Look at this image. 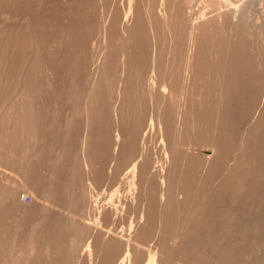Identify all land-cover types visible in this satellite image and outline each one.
<instances>
[{
  "label": "bare ground",
  "instance_id": "bare-ground-1",
  "mask_svg": "<svg viewBox=\"0 0 264 264\" xmlns=\"http://www.w3.org/2000/svg\"><path fill=\"white\" fill-rule=\"evenodd\" d=\"M42 1L43 0H0V85L1 86L3 85L2 87L9 86L8 89L10 88V91H12V94H13V95L12 94L10 95L9 93H11V92L10 91L8 92V89L6 88L4 91L7 94H9V96H13V97H11L13 99L10 98L12 100L11 105H10V103H8L9 101H11L10 99H7V98H9L8 95H7L6 99L9 100V101H7V103L10 106H8V104L6 103V101H5L6 99L1 100L3 102L5 101L4 103L7 104L6 108L3 106L5 109L4 108L2 109V107H1L2 104L4 105V103L2 102V104H0L1 105L0 110L3 112L2 115L0 114V117L2 116V120L0 118V120H1V122H0V165L5 168V169H3V167L0 166V168L2 169V170L0 169V177H1V180H0V184H1L0 196H1V193L4 194L3 198L0 197V199H2V200H0V260H1V258H4L3 260L6 262L5 264H17V263L18 264H229L233 259H235L234 261H238V260H236V258H238V257L240 258V257L246 255L245 253H247V251L250 250L249 246L251 247V249L253 246V245L252 246L248 245L246 243L249 240H250V242H253L251 240L252 237L251 236H250L251 238L249 237V233H251V234L252 233H256V234L259 233L260 234V231L262 230V227L264 226V211H263L264 210V87H263V84L261 83L264 80V10L259 8L260 6L258 7V0H239V2H243V9H241L242 12L237 11V12H239L238 14L240 15V16H238L239 19L238 18L235 19V17L232 15L234 17L233 19L231 18L232 16L230 17L232 20L225 17V12L227 10L226 11L222 10L223 9L222 3L224 0H159L158 5L154 7V8H156L155 10L157 12L152 13L151 14L152 16L147 12L149 14L148 17L151 16L148 20V21H151L150 22L151 24H152L151 18H154L153 15L158 13V16L160 17L161 20L158 19L159 18L158 16H157L158 18H156V16H155L154 19H158V20H160V22L167 24L164 27L165 28L167 27V30L169 31L170 35L176 34V37H177V35H179L180 37H181V35L182 36L184 35L183 37H185V41L183 40V42H185V45H184L185 48L184 49L186 50L185 55H183V56H185V59H184L185 63H184V67L182 69V75L179 74L180 76H178V74H177L178 78L180 79V83L182 84L180 86H183V88L181 87L182 91L179 92V94H176L174 92V91H176L174 88L177 87L179 84L176 82L178 85L177 86L175 85V87L173 88V84H176L173 81H177L176 80L177 76H175L176 74L174 73V70H173L174 67L173 68L171 67V65L173 66V64H175L177 62L172 63V61H171L172 64L170 65V68H172V70L169 68L166 71L167 73H164L163 71L166 69H163L162 66H164L165 64L161 65L159 63V60H158V59L163 60V58L161 57L162 54L160 57H158V55H160V54H158L156 51L152 52V50H151L149 56H152V57H150V59H149L148 55L146 56L147 57L146 59L151 60V61L149 62L150 65H149L148 61L146 62L147 63L146 65L144 64V68L147 65L149 66L148 68H150L148 71L149 72L148 76L147 77L144 76V78L146 77L145 80H144V78H142L144 81L140 80L139 78H141V77H139V76H138L139 78L136 76L138 78V80L136 79L135 76H134L135 77L134 78L132 75H130V76L133 78H130V76L123 77V75H127L128 70H126V69L131 67V65L134 66V63L135 64L140 63L144 60V58H145L144 55H146V53H145L146 49L149 47V45H148V47H147V45H145L146 43L144 40H146L149 37L148 36L149 33L147 35L145 33H143L144 35L148 36L147 38H144V37L141 38L143 35H141V34L139 35V34L134 33L136 36L137 35L141 36V37L137 36L139 38V40L141 39L140 41H144V43H142V42L141 43H142V45L144 44L146 46L145 51H143L145 54H143V52L140 51L139 48L142 45H141V43H138L139 42L138 40H137L138 42L136 41L135 44L137 43L136 44L137 46L139 44L141 46L138 48L139 50L136 49L138 51L133 50L134 48H137V46L134 47V46L130 45L129 42L131 43V42L135 41L133 39L136 36L133 35V32L137 31L138 33H142V30L140 29V27H144L143 25H141L142 23L140 22V20L143 18V16L140 15V14H142V12L139 11L140 12L139 16H142V18L141 19L139 18V21H138L141 23V24L139 23V29L136 28V31L132 32V30H133L132 23L136 19H134L131 22V24H130L131 27H129L128 22L131 21V19H132V10H131L132 9V5H131L132 3H131V0H128V2L127 1L124 2V0H123L124 3H127L125 5V8H124V5L120 3V5H121L120 7L124 8L123 11L120 10L121 8L117 4V2H116V4L114 3L116 5V11L118 10V8H117V5H118V7L120 8L118 10V12H120V11L123 12V14L121 13V15L123 17V21L125 20L124 18H126L125 24L122 21V23L120 24V27H119L121 30L122 36L127 37L125 39L122 38L123 39L122 43L124 40L126 41V43L124 41V45L122 46V49H125V48L132 46V48L134 47L132 49V51H134V52H132L131 50H128V52H126L127 50L126 51L124 50L125 52L122 53V50H120V48H118L120 46V43L116 39V41L118 42L117 44L119 45L118 46L115 44L116 42L113 41L114 35H113V39H112L113 42H111V40L106 39V38H104V40H103L104 42H106L108 40V42L110 41L109 43H112V44L114 43L115 47L118 46V47H116V49H119L118 50L119 52L121 51L122 54H120V55H121V58H122V56L124 57V58H122L124 60V62L122 61V59L120 60V57H119L120 55L117 56V59L119 58V60L121 62H123L124 65H122V64L121 65L123 66V68H125L124 70H126V73L122 75L123 79H120L119 82H117L119 84L118 91L117 92L115 91L116 85L114 88V91L116 92V96H118L117 99H116V96L113 94L115 92L113 91V93H112V95H114V97L116 99V102L114 101V103H112V104H115V105H113L114 106L113 112L116 113V117H117L118 115L122 114V113L119 114L120 111L126 110V105H127V109L130 110L129 107L131 105H134L135 101H137V99L139 97H142V99H143L145 96V93L148 90H150V92H152L154 97L151 94H150V96L154 100H157L160 97L157 102L154 100L153 101L151 100L153 104H154V102H155V105L158 104L157 109H154L155 108V105H154V107H153V109H151V111L147 107H145L146 106L145 103L143 104V102H145V101H143L145 98L141 101L139 100L140 99L139 98L137 101L138 103H139V101L140 102L143 101L141 104H143V106L145 105L144 107L150 111L149 112L150 114H149L148 111L144 107L140 108L141 110H143L142 112H144V111L147 112L149 114V116L146 117L145 115L147 113L145 114V112H144V115H141L143 117L145 116L148 119L147 126H146V124L141 123V125H140L138 123L139 126H145V129H143L142 127L140 129H143L146 132V133H142V135H141L143 137L140 138L139 143H141V144H140L139 148H138V146L137 147L135 146L137 143L135 140H133L134 138H132L131 134L133 132L132 131H131L132 133L130 132L131 127L133 130V127H134L133 125L136 122V121H134V119L131 120L134 123H131L133 125L130 126V130H129V128L125 127V125L128 126L127 124H129L127 122H124V123L121 122V123H123V125L122 124L119 126L116 125L117 128L115 125H112L113 127L110 126L112 128V130L114 127H115L114 129H116V131L114 130L115 131V133H114L115 139H113L111 137L112 135L111 136L108 135L109 137H111V139H113L112 143H114V142L115 143L113 144V147L112 146L110 147V148H112V151H110V152L107 151V152L110 154L112 152V154H111V160L112 161L111 162L113 163V165L116 163V168L114 167L116 170L121 169V168L117 169V167L120 166L121 161H122V164L125 163V165L123 164L124 168L121 165L123 168L122 170L123 171L126 170L123 175L125 176V174H126L127 175L126 177L129 178V181L131 184L130 186H131V190H132L131 198H127L125 200L124 199L125 196L122 195L124 197L122 199L125 200L124 203H126L127 200H130L132 202V205H134V207L138 206L137 209L139 208L138 212H137L138 213L137 220H134V222H133L134 218L132 217L133 219H132L131 227L128 228L127 230L117 229V227H114V225L110 226L108 224L111 221H108V222L106 221V219L107 220H108V218L110 219V217H111L110 213H114L115 211L114 212H111V211L108 212L109 216H110V217H108V214L104 213L103 210L98 209V207H96L95 204L93 206V209L89 210L87 207L89 206V204L93 203V202L90 203V200H93V199H90L89 202L83 201V196L85 195V193L87 194V192H84V191L82 192V190H81L80 194L72 195V194H74L72 190L75 188V186L73 187V189H69V188H72V186H73L72 184H70L71 181H74L71 179V178H73V175H74V174L72 175L73 172L71 174H68V172H67V174L71 177L70 178L71 181L68 179V181L66 180L65 184H63L62 179L60 181L61 177H59V175H57L55 167L52 166V169H50L49 163H52V162L48 161L46 167L44 166V170L46 168L45 171L47 172V175L44 174V176H46V177L48 176L47 177L48 179L46 181V186L43 183V185L45 187L43 188V186H42V189H40L39 192H37V190H36V188L41 186V183L39 185L38 182L41 180L42 176H39L40 178L38 177L40 180L37 178L39 180L37 182V179H35L36 175H34L33 173L38 171L39 167H37V170H35L36 167L33 166L35 168L34 169L32 166H30L32 161H28L26 159V157H28V156L33 157L32 155L35 153H38L39 155L42 156V154H40L38 151L34 153L33 152L35 150L34 148H33L34 150H31L33 152V154H31L32 152L30 151V149H32V148H30V145L32 146L35 143V141L37 142V140L40 142L41 138L38 139L40 136L43 139L45 137V136L43 137V135H45L44 131L46 132V130L43 131L44 128H42V126H40V125L42 124L43 119L41 120V118H43V116H44L43 114H45L44 112L47 111L46 113H48L49 109L52 110L49 107V103H51L50 106H53V111L55 112L54 113L53 111H50V113L52 112L54 114V116L55 115L57 116L58 114L62 113L61 116L59 115L62 118L65 115V113L63 111L66 108H68L70 105L68 103L66 104L64 102L66 100H64V98H63L64 97L63 96V89H64L63 86L64 87L69 86V85H65V83L63 85V75H64V69H66V70L68 69L66 67L64 68V65L66 64V62H64V60H67V58H71V56L73 55L71 52H69V47H70L69 45H68L69 47L64 46L65 50L62 47L63 39L65 36V34H64L65 30L64 29H67V27L66 28L64 27L65 25L61 19V16L59 15L60 13L58 14L57 10L60 7V5L62 8L64 5L60 4L59 0H55L56 2H58L60 4V5L58 4L59 7L58 6L56 7L57 4L55 5L56 2H53L54 1L53 0L52 2L54 3L55 8H57V10L55 9L54 13H52L53 12L52 7L54 5H52V7H50V8H52V11L47 5L49 13L48 12H46V13H48V14L52 13V15L50 16L51 18L49 17L50 20L48 18H46V19H48V21L47 20L45 21V19L43 20L44 15L42 13V12L45 13V11H43L42 7H40V6L45 5L46 3L42 2ZM77 1L78 0H76V1L73 0L70 3V0H69V3L67 1L64 4H65V6H69V4H72L75 2H76V4H78L79 2L77 3ZM81 1L82 0H80V3H81ZM84 1L85 0H83V2ZM99 1L100 0H98V1H94V0L92 1L91 0V1H89V3L87 1L85 3L89 4V6H91L92 2L93 3L96 2V3H94L95 5H92L91 7H89L87 5L89 7V10H91V9L93 10V9H97V7L93 8V6H96V4L99 3ZM106 1H108V0H106ZM148 1H151V0H148ZM63 2H65V1L63 0ZM63 2H61V3H63ZM90 2H91V4H90ZM151 2H149V3H151ZM227 2H228V0H227ZM33 3H34V6H33ZM48 3H49V0H48ZM51 3H49V4L51 5ZM101 3H102V1H101ZM107 3L106 4L108 5V9H109V7H111L109 4L110 3L112 4V2L108 1ZM146 3H147V1H146ZM261 3H263V2H261ZM66 4H68V5H66ZM79 4L77 6L78 9H76L78 13H79L78 10H80ZM106 4L104 3V5H106ZM72 5H73V8H74V6H76L74 4H72ZM107 5H106V7H107ZM142 5L146 6L148 4H146V5L142 4ZM152 5L154 6V4H152ZM65 6H64V8L66 9ZM149 6H150L149 8L151 9V5H149ZM43 7H46V6H43ZM61 7L59 8V12L64 11V18H65V16H68V15H67V13H65L66 12L65 9L60 10ZM81 7L82 8L80 11L82 13V11H84V8H86V7H84V8H83V6H81ZM100 7L98 6V9ZM73 8H71V9H73ZM104 8H105V6H104ZM114 8H115V6H114ZM114 8L113 9L110 8L111 11L113 10L112 12L115 11ZM146 8H148V7H146ZM146 8H145V10H147ZM154 8H153V10H154ZM44 9H46V8H44ZM74 10H75V8H74ZM74 10H72L74 16H76V14L78 15V13H76V11L74 13ZM87 10H86V12H87ZM89 10H88V13H89ZM92 10H91V12H92ZM105 10H106V12H104V14L106 13V15H104V17L101 15V13L99 11L98 12H97V10L96 11L94 10V11L98 14L100 13L101 17H103V18H105V16H106L107 20L104 23L103 34L108 35V33H110V29L108 28V26L112 25V23H111L112 17H110V15H111L110 13L107 14V8H105L104 11ZM145 10H141V11L144 12ZM70 11L71 10H69V12ZM69 12H68V14H69ZM86 12L83 13V15L86 14ZM91 12H90V14H91ZM95 12H93V13H95ZM118 12L117 13L114 12V13L118 14ZM150 12H152V11H150ZM228 12L230 13V11H228ZM93 13H92V15H93ZM257 14L260 17H257ZM92 15H90V16H92ZM100 15H95V16L98 17L100 20V17H99ZM230 15H231V13H230ZM250 15L253 16V18H255V16H256V19H255L256 21H257V18L260 19L258 23L255 22V25H256V23L258 25H257V27L254 28V30L252 29V27L254 25L251 27L252 30L249 29V27L251 25H249V27L247 25H243L244 24L243 21L245 22V20H247V17H249V19H250V17H251ZM78 16L81 17L82 14L81 15L79 14ZM86 16H88V17H85L87 19L95 17L94 15L92 17H89V15H87V14H86ZM108 16L110 18V21H108V19H109ZM139 16H137V18ZM145 16H146V14H145ZM145 16H144V18H145ZM45 17H47L46 14H45ZM69 17H70V15H69ZM119 17L116 16L114 18L118 19ZM148 17H147V19H148ZM83 18H84V16H83ZM144 18L142 21H144ZM66 19H68V17ZM76 20H78V18H76ZM103 20H100V21H103ZM251 20H253V19H251ZM66 21H68V23H69L70 18H69V20H66ZM80 21L81 20L79 19L78 22H80ZM148 21H145L146 26L150 25V23ZM8 22H11V23L8 25ZM46 22L47 23L49 22L48 26H47ZM89 22H91V24H93L95 21H93V22L89 21ZM89 22H86V24H84V25L88 26ZM110 23H111V25H109ZM145 23H143V24H145ZM249 23H250V21H249ZM15 24H17V26H15ZM134 24L135 23H133V25ZM69 25H72V24H69ZM77 25H78V23H77ZM82 25L80 24V27ZM94 25H96V24H94ZM156 25L157 24H155L154 26H156ZM86 26H83L81 28H84ZM112 26H114L113 29L115 30L116 23ZM112 26L110 27L111 29H112ZM154 26L149 27V29H152V27H154ZM245 26H247L248 28ZM47 27L48 28L50 27V29L48 30ZM81 28L79 29V31L76 29L77 33L78 32H80V34L82 33ZM98 28H101V27L98 26ZM144 28L147 29L146 31L148 32L149 29L147 27H144ZM246 28H247V30H246ZM51 29H52V32L50 31ZM134 29H135V27H134ZM145 29H143V30H145ZM153 29H154V33L157 35L161 30V25H160V30L158 29V27H156V29L155 28H153ZM46 30L48 33H46ZM68 30H69V33L72 34V32H74L73 30H75V29H72L70 27V28H68ZM76 30L74 33H76ZM84 30L87 31L86 29H84ZM89 30H91V29H89ZM114 30H112V31L114 32ZM130 30H131V32H130ZM167 30H166L165 35L167 34ZM92 31H94V30H92ZM92 31L90 34L95 33V32L92 33ZM97 31H99V30H97ZM149 31H152V30H149ZM161 31L164 32V30H161ZM66 32H67V30H66ZM87 32H89V31H87ZM227 32L232 33V35L233 34L238 35L239 39L233 40L232 36H231L232 38L229 37L230 39L227 37H224V36H226L225 33H227ZM83 33H84V31H83ZM160 33H159V35H161ZM245 33L246 34L250 33V36H253L254 34H256L254 36H256L257 38H255V40H251L252 41L251 42L252 44L250 45L251 47L255 46L258 41L260 42V44L259 43L258 44L263 46V47L259 48L258 45H256L257 47H253L254 50L250 51L252 48H250V46L247 47L246 41L250 42L249 39H253V38L248 39V37L246 36L245 39H248V40H245L243 37V35ZM68 34L66 35L67 36L66 38L69 37ZM100 34L102 36L101 32H100ZM86 35L87 34H85V36H83V37L85 38ZM159 35L156 36L157 39H158ZM89 36H87L85 39H89L90 38ZM91 36L93 37V35H91ZM131 36H133V37L135 36V37L131 39ZM161 36L159 38L160 42L162 43L161 38L163 37L165 39V42L163 41V43L167 44L166 43L167 38L165 36H162V37ZM73 37H69L70 39L72 38L71 40H69L70 44H71V42L73 43ZM116 37H117V35H116ZM183 37H181V38H183ZM81 38H82V36H81ZM107 38H109V36ZM169 38H171V37H169ZM174 38H175V36H174ZM234 38L236 39L235 36H234ZM78 39H80V38H78ZM118 40H119V38H118ZM147 40H146V42H148ZM169 40L170 39H168V43L171 41V40L170 41ZM175 40L177 41L178 39H175ZM175 40H174V42H175ZM66 41H67V39H66ZM66 41H65V43H66ZM76 41L79 43V41H84V40L80 39V40H76ZM76 41L74 43H77ZM100 41H102V40H100ZM155 41H156V39L154 41H152V43L153 42L155 43L156 48H158V50L160 48H162L160 51L164 50L165 48H167L170 45V43L168 46L162 45V46H165V48H164L161 46V43H160L159 46H161V47H159ZM158 41H157V43H158ZM84 42L86 44V42H88V41L86 40ZM108 42L104 43L103 45L101 43H100L101 45L98 44V45H100L99 49L95 48L96 50H98V53H95L97 55V57H96V55H94L96 57V59H95L96 64L93 62L94 59L92 60L90 58L92 60V63H94L95 67H96V68L93 67L95 70L92 69V72H90L92 75L95 74L94 78L92 79V82H91V80L89 82H88V80L86 81V79H89V78L85 77L83 75L84 72L81 73L85 78V80L83 78V81H84L83 83H86V82L90 83L91 82V84L87 83L88 86L86 85L87 88H86L85 93L82 92L83 90H81V88L78 87V85L80 83L79 84L77 83V85H76L77 88L80 89V90L77 89V92L81 91L80 93L81 94L83 93V94L82 95L80 93H78V95L75 94L78 98L75 97V95H72L73 94L72 91L70 93V89H67V90H69V93H70V94L69 93L68 94L70 96L72 95L71 98L74 96V101H76L79 98H80L79 100L84 99L83 101H81L82 102L81 105H78L79 106L78 109L76 108V107H78L76 105V107H75L76 110L74 108L75 112L73 110H71L74 112L75 116L77 115L76 111L80 110V113L78 112L79 114L76 116L75 120H77L79 117L82 118V116L84 115V118H82V120L85 119V125H86V127H85L86 130L83 128V125L81 124L82 125L81 126L82 127L81 128L82 133L80 132L81 129H79V130H77V133H78V131H79V133L74 134V135H79L81 133V136L84 134V137H83L84 140L82 139L83 143H81L82 144V148H81L82 151L80 149H78L79 145L81 147L80 143L76 147L78 149L77 152L79 151V153H78L79 155L77 154L78 158L81 157L80 152H81V154H83V152H84L83 158L85 156H86L85 158H87V155H85V154L89 153L88 152L89 150H90V152H93L98 147L99 148L102 147L101 148L102 150H103V147H105L104 144L106 141L105 140L106 136L104 134H106L107 132L104 130H106L107 128H104L106 126H103V130H102L101 129L102 126L99 125V123H100L99 120H101L99 118L102 117V116H100V113H102L101 112L103 110L102 107H104L105 105H101L99 99H100V96L102 94L101 90L104 89V91L106 92L105 87L108 88L109 81H112L113 79L117 81L119 79L118 78L119 73L117 74V72H118L117 70H119V66H120V61L118 62L119 63L118 64V63H116V60L113 59V58H115L114 55H118L119 52L115 49L114 53H113V51L110 53V51H111L110 48L113 49L111 44H110L109 50L107 51V49L109 47V45L107 44ZM82 44H84V43H82ZM93 44H95V42ZM147 44H149V43H147ZM172 44H173V40H172ZM78 45H80V44H78ZM78 45H76V46H78ZM128 45H130V46H128ZM174 45H175V43L171 46V48H173ZM72 46H73L71 48V49H73L72 52L74 50H76L75 52H77V50L80 49V47H81L80 46L78 49H74L73 44H72ZM76 46H75V48H77ZM151 46L152 45H150L149 49H151ZM180 46L182 47V45H180ZM88 47H90V46H88ZM181 47H179V48L177 47V48L180 49ZM66 48L68 49L67 52H66ZM92 48H90V51H92L91 50ZM141 48L143 49L145 47L142 46ZM177 48H175V49H177ZM71 49H70V51H71ZM95 49H94V51L96 52ZM129 49H131V47ZM167 49H165V51ZM169 49H170V47H169ZM63 50H64V52H63ZM180 50L182 51V49H180ZM79 51H81V50H79ZM85 51H87V50L85 49ZM90 51L88 48L89 53H90ZM115 51H117L118 53L116 52L117 53L116 54ZM129 51H131V52H129ZM139 51L141 52V53H139L141 56L136 53ZM149 51L147 53H149ZM68 52H69V55L71 53V56L64 59V54L67 53L66 54V56H67ZM164 52H162V53L164 54ZM213 52L215 54H218V56L220 55V56L227 57V58L230 56L229 57L230 59H231V57L234 56V58H235V61H234L235 64L234 63L233 64L236 65V68L234 69L233 67H231V68H233L232 70L227 69L226 74L225 75L223 74V77L224 76L225 77L223 78V77H221L222 75L220 76L221 81L217 78L218 76L216 73L220 72V70H218L217 66H216L217 69H214V66H213L212 68H207L205 70H202L198 67L199 65L202 66V67L200 66L201 68H203V65L205 67H207V66L209 67L213 64L218 65L217 61H219V60H216V57H214L216 61L210 60L208 57V56H210V53H213ZM112 53H113V55H112ZM166 53H168V52L166 51ZM183 53L184 52L179 51L180 55ZM79 54H80V52H79ZM81 54H83V53H81ZM83 55H86V53ZM87 55H89V54L87 53ZM87 55H86V57H87ZM137 55L139 56V58L141 57L143 59L139 60V58L137 57L139 61L133 62V57L137 56ZM77 56L82 57L81 55H78V52H77ZM77 56H75V57H77ZM111 56H114V57H111ZM165 56L163 55V57H165ZM170 56H172L171 52H170ZM72 57H74V56H72ZM219 57H218V59H219ZM83 58H85V56H83ZM87 58H89V57H87ZM87 58H86V60H87ZM76 59L77 58H74V60H76ZM90 59H88V60L90 61ZM112 59H113V61H112ZM134 59H136V58H134ZM146 59L144 60L143 63H145ZM70 60L74 61L72 58ZM162 60H160V61H162ZM166 60H163V62H166ZM170 60H172V59H170ZM224 60L227 63V59H224ZM71 61H69V59H68L69 64L70 65L72 64V67H74V70H77L78 73L80 71L81 72L84 71L83 69H85V68L88 69V66H90V67L94 66L93 64L91 65V62H85L87 65L89 63L90 64L88 66L84 64L85 65V68H84V66H82V65H83L85 60L81 61V58H80V61L83 62V63H81L82 64L81 66L83 68L81 69V66L78 65V66H80L79 67L80 70H78V66L75 69V67H76L75 65L80 64L79 60L78 61L76 60V62H77L76 64H75V62H73L74 64L70 63ZM111 61L115 64H112ZM179 61H180V59H179ZM111 64L114 66V68H112L113 66L111 67ZM233 64H231V65L233 66ZM67 65H68V63H67ZM107 65H108V68L106 69L105 67ZM138 65L139 66L141 65V68L143 66L142 64H138ZM252 65L258 66L259 69H256L254 72H249L250 66H252ZM115 66H117V69L115 72L116 74L113 73ZM122 66H120V67H122ZM124 66H127V67H124ZM158 66H159V68H158ZM160 66H161V71H162L161 73L159 72ZM167 66H166V68H167ZM109 67L111 69H113L112 70L113 74L111 73L110 75H114V74L117 75V76L114 75L113 76L114 78L112 76L109 77L110 75H108L106 73V70H107V72H109L108 69L111 72V69ZM134 67H133V69L131 67L130 70L131 71L134 70ZM176 67H179V65ZM69 68L72 69L71 67H69ZM123 68H121V70H123ZM138 68H140V67H138ZM146 68H145L144 72H146L148 70ZM164 68H165V66H164ZM93 70L95 71V73L93 72ZM141 70H143V68ZM175 70H176V73L177 72L180 73V71L179 70L177 71L176 68H175ZM69 71H65L66 75L68 72L70 73V74L68 73V77L71 76V74H73L74 77L76 74H78L77 71H75L76 74H74L73 69L69 70ZM72 71H73V73H72ZM88 71H89V69H88ZM88 71L86 70V72H88ZM90 71H91V68H90ZM139 71H140V69L138 71L136 70L134 72H139ZM86 72H85V74H86ZM144 72L142 71V73H141V71H140L142 76H143V74L145 75ZM120 73L122 74V72H120ZM250 73H253V74H250ZM128 74H130V73H128ZM134 74H136V73H134ZM78 75H76V76H78ZM72 76L70 78H73L76 82L79 79H81L78 77L79 79L76 80ZM91 77H93V76H91ZM116 77L118 79H115ZM70 78H68V81L72 80ZM108 78H109V81H108ZM110 78H113V79H110ZM179 79H178V81H179ZM68 81L66 80V83ZM80 81H82V80H80ZM72 82L73 81H71L70 83H72ZM133 83L134 84L139 83L141 85H142V83H146V85L148 86V89L145 88L146 86L145 87L143 86V88H140L141 92H142V90L147 89V91L144 90V91H146L145 93H142L144 96L141 95V93L136 92L139 89H136L135 87L137 86V88H139L140 85H139V87H138V84H136V86H134ZM74 84H76V83H74ZM111 84H109V85L111 86ZM118 84H117V87H118ZM260 85H262V87H263L262 90L258 89ZM71 86H72L71 88L73 89V85H71ZM81 86H84V84ZM132 87L136 90L135 92L138 95L140 94L141 96L135 95L136 93L134 95H131L132 93H130V94L127 93L130 88L133 89ZM111 88L113 90L112 86H111ZM224 88H226V91L222 92V90ZM231 88H234V91H233L234 93H235V89H236V95L239 96L238 99H240V96L244 97L243 101H241V103H243V104H241V105L243 106L242 110H244V112H246V113H244L242 110L240 112H243L244 114H249V116H246L247 118L249 117L248 121L245 122V123H247L246 127L244 126V128L242 129L244 131H242V133L239 132L240 137H239V139H237V141L232 140L233 139L232 134H234L235 130H236L235 128H234L235 130H232L233 125H234V123H233L234 120L232 121L233 124H230V121H231L230 118L234 114V111L232 113L233 106L231 105V104H233V102L230 100L221 99V96H229L231 94V91H230ZM260 88H261V86H260ZM0 89H1L0 91L3 92L2 88H0ZM131 89H130V91L133 92V90H131ZM154 89H157L158 93L161 92L160 94H158L159 97H157V99H155L157 95H156ZM109 90L110 91H108V92H112L111 89H109ZM74 91H75L74 93H76V90H74ZM153 91L155 94L153 93ZM221 92H222V94H221ZM117 93H119V94H117ZM64 94H65V92H64ZM68 94L67 95L65 94V99H67L66 98L67 96H68V99L70 98ZM106 94H108V93H105V95ZM219 94H221V95H219ZM147 95H148V92L146 93V96ZM4 96H6V95H4ZM166 96H169L170 99L167 100ZM0 97H1L0 99H2L3 95ZM105 97L106 96H102L101 99H103ZM111 97H113V96H111ZM71 98L69 100H72ZM75 98H76V100H75ZM68 99H67V102L69 101ZM79 100H77V101H79ZM104 100H105V102H104V104H105L106 99H103L101 102H103ZM110 101H112V100H110ZM146 102H147V99H146ZM36 103L39 104L38 105L39 107L37 105H35ZM63 103H65L66 108L64 107V109L61 110L60 108L63 107L62 106ZM75 103L77 104L78 102H75ZM75 103H73V104H75ZM138 103H135L136 104L135 107L140 105V103H139V105H138ZM236 103H237V101H236ZM112 104H109V105L111 106ZM148 104L147 105L149 107L150 102ZM132 107H131V109H132ZM149 108H151V107H149ZM71 109H73V108H71ZM140 109L139 110L137 109L138 112H136V114L142 113V112H140L141 111ZM233 109L236 112V109L238 110V107L235 109V106H234ZM59 110H61L60 111L61 113H58ZM71 111H69V109H68V112L66 111V113L70 112V114H71ZM107 111H109V110H107ZM103 112H105V111L103 110ZM133 112H134V114H131V116L132 115L135 116V111H133ZM52 113H51V115H53ZM110 113H111V110H110ZM129 113H132L131 110ZM231 113H232V115H231ZM49 114H48L47 119H49L51 121L52 117L50 116L51 118H49ZM70 114H67L70 117L66 115L69 118L68 119L69 121L71 118ZM81 114H83V115H81ZM107 114H109V113L107 112ZM127 114H128V112H127ZM237 114H238V112L235 114L236 117H237ZM46 116H47V114H46ZM66 116H65V118H66ZM75 116L73 115L72 118H74ZM55 117H54L55 120L53 119V121H56ZM129 117H130V115H129ZM65 118H63V119L65 120ZM72 118H71V121L74 120V119L72 120ZM134 118L136 119V116ZM240 118L241 117L239 115V119ZM102 119H103V117H102ZM45 120H46V118L43 121L46 122ZM49 120H47V122ZM57 120L58 121H56V122H59L61 120V118L60 119L57 118ZM68 120L66 123H68ZM79 120H80V122H84L81 119H79ZM79 120H77V121H79ZM116 120H117V122L116 121L115 122L117 124H119V122H120V121H118L119 119H116ZM141 120H143V118ZM141 120L139 119L138 122H140ZM39 121L41 122V124L39 123ZM65 121H64V123H65ZM94 121H96V122L99 121L97 123L101 127L100 128L101 131L104 132L103 134L100 132V129L98 130L96 127H93L91 130L92 132L94 131L93 129L98 130L97 133L94 131L95 135H94V133L91 134L89 132L90 130L88 128L91 127V125L97 126L96 122L94 124ZM109 121H110V119L107 122H109ZM145 121H147V120H145ZM239 121H241V119ZM37 122L39 123V125ZM44 122H43V124H44ZM51 122H50V124H51ZM103 122L106 123V125H107V122L102 120V123ZM64 123H61V125H63L64 127L67 126V128H68V125H65L66 123L65 124ZM45 124H47V123H45ZM54 124H52V126L55 127V125H56V128H58L57 125L58 126L60 125L58 123L55 125ZM73 124H74L73 127H72V122L69 125V127L70 126L72 127L71 130H73V131H71L70 129H68V130H69V132L71 131L72 133H75L74 127H75V125H76V127L77 126L79 127V125H78L79 123L76 124L73 121ZM47 126L49 127L50 125L48 124ZM47 126H46V128H47ZM52 126H50L51 127L50 129H52ZM60 126H59V128H60ZM135 126L137 127V124H135ZM139 126H138V128H139ZM237 126H239V125H237ZM107 127H109V125ZM156 128L158 129L157 134L159 135V133H160L162 138L165 141H168V143L171 146V155H170V159L168 162L169 165H168V167L164 168V174L163 175H164L165 180L162 182H159L157 180V176L153 174L154 173L153 169L157 166L158 160L155 161L154 157H152V154L148 156V150H147L148 148L150 149V145H149L150 142H148L146 140V138H147L148 134L152 135V136H150L152 138L154 135L153 132L156 130ZM50 129H49V131L51 132ZM61 129H63V128H61ZM125 129L129 130L128 132H130L131 134L129 133L130 134L129 135ZM54 130H56V129L54 128ZM83 130H85L84 133H83ZM123 130H125L126 133ZM162 130H165V131L163 132ZM170 130H172V132H170ZM66 131H65V133H66ZM136 131H138V130H136ZM237 131H239V129ZM136 133H138V132H136ZM136 133L134 135L137 137L139 134L137 135ZM58 134L56 133V135H58ZM62 134L63 133H61V135H60L61 137H62ZM56 135H54V137ZM65 135H63V136H65ZM67 135L70 136L69 134H67ZM74 135L72 136V138L76 137ZM103 135L105 136L104 137L105 139L103 138ZM9 136H10V138H8ZM12 136H14V138ZM46 136H47V138H46V140H47L50 135L48 134ZM60 136H57V138L55 137L54 141L56 139H58V137L61 138ZM36 137H38V138L36 139ZM50 137L53 138L52 135ZM50 137H49V139H50ZM78 137H80V135ZM234 137H236V136H234ZM102 138H103V140H105V141H103L104 143L101 142L102 145H104V146H102V145L98 146L97 145V147H95V150L91 151V149H90L91 143L92 142H93V144H95L96 142L100 143ZM237 138H238V136H237ZM33 139L34 140L36 139V140L34 141ZM62 139H64L65 141L70 140V139H68V137L67 138H61L60 140H62ZM75 139H74V141H75ZM148 139L150 140L149 137H148ZM82 140H81V142H82ZM107 140H109V138H107ZM32 141H33V143L30 144ZM70 141H66V142L70 143ZM134 141H135V145H134ZM44 142H45V146H47V148H48L46 141H44ZM76 142L78 144L79 141H75L74 142L75 144L74 143L65 144V146L68 145V147L71 148L70 145H72V148H73L72 153H74V148H75L74 145H77ZM47 143H48V141H47ZM110 143H111V141H110ZM61 144H63V145H62V147H60L61 149L57 150L58 152L56 151V149H57L56 146H55V148H53V150L55 149V152H57V154L54 153V155H57V156H55L57 158V159L55 158L57 163L61 159L62 160L64 159V157H65L64 156L65 155L64 149L68 148L67 146L66 147L64 146V142H62ZM61 144H59V145H61ZM133 145L137 149H133ZM232 145L235 148L234 153L231 152L232 151L231 150ZM235 145H236V147H235ZM95 146H96V144H95ZM39 147H41V146H39ZM52 147H54V146H52ZM198 147L200 149L199 151L197 150ZM36 148H37V150L39 149L37 147V145H36ZM91 148H93V146H91ZM110 148H108V149L104 148V149L111 150ZM45 149H46V147H45ZM106 150H104V151H106ZM208 150L211 151V153L208 152ZM49 151H50V155H49ZM67 151H68V149H67ZM98 151H95L94 154H92V155H95V153H96V155L99 153L104 155L106 153V157H108L107 152L102 153V152H100L101 151L100 150L98 153ZM53 152L51 151V149L48 150V155L51 157V154L53 155ZM67 153H69V152H67ZM69 154H67V155H69ZM74 154H76V152ZM193 154H197V155H193ZM198 154L201 156V158H199V157L196 158V156H198ZM232 154H233V157H231ZM45 155H47L46 152H45ZM77 155H74V157ZM90 155H91V153H90ZM103 155L102 156L100 155L101 157L99 156L100 158L99 157H97V158H99L101 160L102 157H105V155L104 156ZM37 157H36V160L39 158V157L38 158ZM48 158L45 157L44 160L47 161ZM66 158L67 157H65V160H67ZM94 158L95 157H92L93 160H95ZM105 158H103V159H105ZM108 158H106V159L108 160ZM28 159L32 160L30 158H28ZM34 159H35V157H34ZM39 159L41 160L42 158H39ZM52 159H53V157L51 159H48V160H52ZM80 159H82V158H80ZM88 159H90V157H88ZM92 159H90V160H92ZM182 159H184V160L187 159V162H185V163H187V165L184 167H182V163H180L182 161ZM44 160H43V162H44ZM57 160H59V161H57ZM69 160H70V158H69ZM93 160H92V162H93ZM229 160H231V162H229ZM75 161H77V160H75ZM102 161L103 160H101V162ZM26 162L28 163V166L25 165ZM33 162H34V160H33ZM33 162H32V164H33ZM60 162L62 163V161H60ZM68 162L71 163L72 161L70 160ZM77 162H75L74 164L79 165ZM95 162H99V161H97V159H96ZM95 162H93L92 164H94ZM107 162H110V160H108ZM117 162H119V164H117ZM65 163H66V161H65ZM112 163H110V164H112ZM101 164L106 165V163H103V162ZM101 164H100V166H102ZM110 164H108V165L110 166ZM33 165L38 166V163L33 164ZM43 165H44V163H43ZM43 165H42V167H43ZM86 165H84V166H86ZM105 165H103V166L105 167ZM108 165L106 166L107 168H108ZM69 166H70V164H69ZM69 166H68V168H69ZM81 166H83V164H80V166H77L78 169L81 168L80 171L76 168L78 170V173L81 172V170L83 171V169H82L83 167H81ZM97 166H99V165H97ZM31 167L34 170L31 169ZM40 168H41V166H40ZM114 168H113V166H112V168H110L111 173L109 170L108 171L106 170V171L109 172L110 175L111 174L113 175V173H117L115 171L113 172V170H115ZM200 168H202V169L200 170V173H199ZM87 169H88V167H87ZM97 169H98V167H97ZM97 169L95 168V170H97ZM101 169L102 168H100V170ZM224 169H226V172H227V175L225 178L227 179V181H230L229 188H231V189L229 191L231 193H233L235 195V197L240 196V194H242V195L247 194L248 196H251V198H252L251 203L253 204L254 212H253V217H252L253 220L251 222L245 221V223L243 222L244 221L243 220L242 222L244 224H241L238 229L236 228L235 225H229L230 228H227V230L226 231L224 230V231H225L226 235L227 234H228V236H229V234H231V235L228 237V240L226 243H221V240H222L221 239V230L219 232L215 231L216 234L214 233V235H211V234H213L214 229L211 230V227H210V225H212V224L214 225V223L216 221L215 217H218L217 213H214V211L216 210V208H215L216 206L214 207V205L216 203L213 205V203L211 202L212 200H211V196H210V195H213L216 190H219L218 185L217 184L215 185L216 186L215 189H210V188L207 189L205 185H204V187H200L199 186L200 183L198 185L196 183L194 184V179H196V181L198 180L197 177H195V176H197L196 172H198L201 176H205V177H209V178L212 177L211 180L214 177L215 179H213V180H215V181L212 182L214 184L215 182H217L216 180L222 178L221 172ZM227 169H228V171H227ZM41 170H43V169H41ZM100 170H98L96 172H99ZM38 172L41 173V171H38ZM62 172L64 173V171H61V175L63 176L62 178H64L67 174L64 173V175H63ZM74 172H76V171H74ZM103 172H104V170H103ZM81 174H79V175H81ZM87 174H91V171L90 172L88 171V173H86L85 175H87ZM93 174H94V172H93ZM102 174H103L102 172L100 173V176H97V174H96L95 177H94V175H92L93 178H95V179L92 178L93 183H94V180H96V178H98V177L100 178ZM105 174H106V172H105ZM110 175H108V177ZM112 175L110 177L111 178L110 182L114 181V183H115V180L118 179V177L121 174H119V176L117 178H115L116 176L115 177L113 176L115 179L112 177ZM141 175L142 176L145 175L144 180L141 177ZM150 175H152V179H150L151 178ZM4 176H13L14 178L11 179L12 178L11 177L10 179H8L7 177L4 178ZM55 176H56V178L59 177V181H57V182L58 183L60 182V184L62 183L63 188L61 186H59L60 184H58L57 182H54V180L56 181ZM104 176L107 179V176L106 175H104ZM66 177H68V176H66ZM83 177L85 178L86 176L83 175ZM87 177H86V179H87ZM240 177H241V179H240ZM50 178L52 180L54 178L55 179L53 181H51ZM78 178H80V177H78ZM81 178H82V176H81ZM81 178H80V180H81ZM90 178H91V175H90ZM90 178L88 177V179H90ZM102 178H103V176H102ZM112 178H113V180H112ZM86 179H83L82 183H80V184L83 185V182H85ZM88 179H87V181H89ZM100 179H98V182ZM201 179H202V177H201ZM207 179L208 178H206V181H208ZM101 181H102V179L100 180L99 183L103 186L106 183H108L109 185L111 184L107 180H103V181H105L104 184H102ZM117 181H116V184H117ZM201 181L202 180H200V182ZM204 182H205V179H204ZM35 183H37L39 186L34 185ZM52 183H53V185H52ZM55 183L58 184L57 186H59L60 188L59 187L57 188ZM74 183H75V181H74ZM93 183H91L90 185L92 186ZM122 183L123 182H121V184ZM124 183H126V181ZM208 183L212 184L210 181H208ZM225 183H227V182H225ZM80 184H78V186ZM86 184H87V182H86ZM108 184H106V185L109 186ZM51 185L53 187L55 185L56 188L59 190L62 188L63 192H64V190L65 191L70 190V191H72L71 192L72 194L70 193V191H68L70 194H65L67 191L65 193H62L61 192L62 190L59 191V190L55 189V187L53 188ZM82 185L79 186V188L81 187V189H82L84 187ZM95 185L97 187L98 184H96V182H95ZM106 185H105V187H106ZM195 185L198 187L194 188ZM122 186H123V184H122ZM221 186H223V185H221ZM85 187L88 189L89 182H88V187L86 185H85ZM123 187H121V189ZM245 187H246V189H244ZM39 188H41V187H39ZM86 188H85V190H87ZM109 188H111V190H112V191L110 190V192H113V190H114V189H112L113 187L111 186ZM99 189L97 188L96 191L98 193H100V191L103 193V191H102L103 188H102V190L100 189V191H98ZM106 189L108 190V188H105L104 190H106ZM21 190H31L32 191V196H33L32 200L35 199L38 202L37 206L40 205L39 206L40 208L39 207L38 208L36 207V208H37V210L41 209L40 211H42V212H40L41 215L40 214L38 215L39 212L36 213L38 215L37 216L38 220L35 219V217H33V215L32 216L30 215L31 218L36 220V221H34L33 219H31L35 223L34 227L32 226V228H31V226L27 225V228L30 227L27 229V231L23 227H20L21 230H22V228L24 229L23 232L25 233V236L22 235L23 237H25V241L23 239H22L23 241L21 240L24 244L23 245V247H24L23 251L20 248V252L7 253V252H5L4 245H6V243L10 241V238L8 236H6V235H8V234H6V232L8 230L6 229V227L4 225L2 226V223L4 222L6 225V222L8 221V219L3 221L4 218L3 219H1V218L5 215V211H8V210L10 211L11 209H15V210L20 209V203L23 201L20 200L21 201L20 202L19 201L20 198L18 200H17V198H18L19 191H21ZM91 190L92 189H90L89 195L91 192H92L91 195L93 194L94 190L93 191H91ZM123 190H124V188H123ZM87 191H89V189ZM229 191L227 190L226 192H229ZM104 192H106V191H104ZM110 192L108 194L105 193V194H107V196L105 194H100V195H104L105 197H108V195H110ZM127 192L125 191L124 194H126ZM218 192H217V194H218ZM226 192H225V194H226ZM35 194H37V195L34 198ZM128 194H130V192H128ZM215 194H214V198H215ZM89 195H86L85 197H87V196L89 197ZM94 195H96L95 192H94ZM100 195H98V196H100ZM126 196H127V194H126ZM95 197H97V196H95ZM127 197H129V196H127ZM217 197H218V195H217ZM229 197H232V196H229ZM98 198L99 197H97V200L102 205L101 201ZM100 198H101V196H100ZM212 198H213V196H212ZM224 198H220V199L222 200ZM226 198H227V196H226ZM246 198H248V197H246ZM87 199H89V198H87ZM232 199H229V205H230V200L232 203ZM81 200H82V202H80ZM106 200L109 201L110 199H106ZM112 200H114V199H112ZM215 200H217V199H215ZM221 200H220V202H222L221 204H223V202H225V200H222V201ZM1 201H5V203H3ZM35 203L32 205L34 206ZM76 203H78V204L80 203V208H79L80 211H77L78 209H75L74 206L76 205ZM112 203H114V202L112 201ZM124 203H122V205H124ZM243 203H245V202H243ZM26 204H25V206H26ZM100 204H98V205L101 206ZM108 204H109V202H108ZM217 204H218V202H217ZM221 204H219V207ZM247 204H249V203H247ZM110 205H112V204L110 203ZM116 205L119 206L120 204H116ZM157 205L159 206V208H161L160 210L163 211V214L162 213L161 214L164 216L163 217L160 214V216L163 217V219H162L163 225L162 224H160V225H162V226L167 225L168 227L166 226V228H164L161 226V228H159L157 230H152L151 229L152 227L149 229L148 228L149 226L146 227L145 225L146 224L148 225V223L153 224L152 222H154L155 219L161 218V217L155 218V216H156L155 215V211H156L155 207H158ZM232 205H234V204H232ZM250 205L251 204H249V206ZM22 206H24V205H22ZM109 206L107 208H109ZM124 206H122L123 209H124ZM128 207H129V205H128ZM128 207H126V209H128ZM223 207L226 208L227 206H222V208ZM246 207H248V206H246ZM159 208H157V211L159 210ZM126 209H125V211H126ZM248 209H249V207H248ZM54 210L55 211L59 210V212H61V215L62 214L63 215L61 216V215L56 214L55 212H53ZM229 210H227V211H229ZM35 211H36V209H35ZM231 211H233V210H231ZM135 212H136V210H135ZM223 212H226V211H223ZM22 213L30 214L29 211H28V213H25V212H22ZM103 213H104V215L107 214V216H105V217H108V218L105 219V221L107 222L105 224H108V226H107L108 228H106V225L104 228L98 224L102 220L101 217H103V215H102ZM123 213H124V211H123ZM24 214H22L20 216L23 218ZM134 214H136V213H134ZM214 214H216V216ZM219 214H220V212H219ZM232 214H230L231 216L227 220H232L234 218L232 216ZM6 215H8V212ZM11 216L14 218L13 215H11ZM20 216H19V214L17 215V217H19V219H20ZM223 216H224V214H223ZM242 216H244V215H242ZM7 217H5V218H7ZM119 217H121V216H118V219H119ZM148 217H149V219H148ZM13 218H11V219L13 220ZM19 219L17 218L15 224L18 222ZM24 219H27V218H23L22 220H24ZM27 220H29V218ZM27 220H24L22 223L19 221L20 222L19 224H23L25 221L27 222ZM224 220H225V218H224ZM26 222L24 223L25 225H26ZM102 222L104 223V221H102ZM226 222H228V221H226ZM27 223L32 225L30 222H27ZM114 223H117V221H115ZM219 223H220V221H219ZM237 223L238 222H235V224H237ZM12 224H14V223H12ZM38 224H41V226L37 227ZM207 224L209 225L208 227H210V229L207 228V230H206L203 228V232L201 233L200 232V230H201L200 226L202 225V226L206 227ZM229 224H231V223H229ZM215 225H217V222L215 223ZM9 226H10V222H9ZM19 226H22V225H19ZM97 226H99V227H97ZM213 228H215V227H213ZM95 229H96V232H95ZM155 229H156V227H155ZM11 230L12 229L10 228L9 232ZM97 230H99V231L97 232ZM162 230H164V231H162ZM100 231H102L103 234L102 233L100 234L99 233ZM14 232L19 233L21 231L18 230V231H14ZM23 232H21L20 234H22ZM94 232L96 234L98 233L97 237H100V238H98V240H97V238H94V235H96ZM207 233H211V234L207 235ZM20 234H18V235H20ZM10 235H12V234H10ZM262 235H259V236L262 237ZM11 237L13 238V235ZM18 237H19L18 239H20L21 235ZM255 238H257V237H255ZM259 238L260 237H258L257 239H259ZM15 239L17 240V237L15 238V236H14V239H11V242H12V240L15 241ZM40 240L42 242H44L45 245L44 244L42 245V243H39ZM162 240H164V241L168 240L170 244L166 245V241H165V244H161ZM21 241H19V242H21ZM19 242H17V243H19ZM194 242H197V243L194 244ZM200 242H202V243H200ZM204 242H207L208 244H205ZM257 243H256V246L258 245ZM17 245H19V244H17ZM20 245L19 246L22 247V244H20ZM256 246H254V247H256ZM263 247H264V245L261 246V248H263ZM2 249H4V252L1 251ZM41 249H43L44 252L41 251ZM259 250H260V248L258 249L257 252H259ZM261 251L264 252V250H262V249H261ZM255 252H252V253L255 254ZM263 252H261V253H263ZM42 253H44L46 256L45 262H43L45 257L43 259L44 254H42ZM248 255L250 256V254H248ZM82 256H83V258L86 257V262L82 261L83 260ZM257 256H258V254H257ZM248 257L246 255V258H248ZM253 257H254V255H253ZM254 258H252V259H254ZM255 259L253 260V262L249 260L250 263L247 261L246 264H264V255L261 257H257ZM245 260H243V261L246 262ZM4 261H0V263L4 262ZM243 261L239 262V264H245Z\"/></svg>",
  "mask_w": 264,
  "mask_h": 264
},
{
  "label": "rangeland",
  "instance_id": "rangeland-1",
  "mask_svg": "<svg viewBox=\"0 0 264 264\" xmlns=\"http://www.w3.org/2000/svg\"><path fill=\"white\" fill-rule=\"evenodd\" d=\"M50 1L52 2L53 0H49V3H51ZM59 1H60V4H62V5H64V6H65L64 3H66L67 1H68V3H69V0H67V1L64 0L65 2H63V0H59ZM72 1H73V0H72ZM72 1L70 0V3H71ZM75 1H76V0H75ZM86 1L89 3V1H91V0H85L84 2H83V0H82L81 3H80V0L77 1V3H78V2L80 3V4L78 3L79 6H80V7H79L80 10H81V8H82L81 6H83V8L86 7L87 5L89 6V4H86V3H85ZM92 1H93V0H92ZM94 1H98V0H94ZM101 1H102V3H101ZM108 1H109V2H112V4H113V5H112L111 3L109 4V5L111 6V7H109V9H108V5H107V4H108V3H107ZM108 1H106V0H100L99 3L96 4V6H93V8H94V7H97V9H93V10L91 9V10H92V12H91V10H89V7H91L92 5H95L94 3H96V2H94V3L92 2V5H91V6H89V7L87 6L88 8L86 7V8L89 10V13H88V10H87L86 8H84V11H85V12H86V10H87L86 14L89 15V17H92L93 15H94V16H95V15H100V13H101V15L104 17V15H106V13L104 14V12H106V10L104 11V9L107 8V14L110 13L111 15H110V14H109V15H110V17H112V19H111V20H112V22H111L112 25H114V24L116 23V27H117V28L115 27V30H114V29H113L114 26H112L111 23H110L109 25L112 26V29L110 28L111 26H108V28L110 29V33H108V35H106V34L104 35V34H103V32H104V23H105V21L107 20L106 16H105V18L101 17V15L99 16V17H100V20H103V19H104V20H103L104 22H103V21H100L99 18L96 17V16H95L94 18H93V17H92V18H89V19H90V20H89V19L85 18V17H88V16H86V14L83 15V13H85L84 11H82V13H81V11L78 10L79 13L77 12L76 9H78V7H77L78 4H76V2H75V3H72V4L76 5V6H74V8H75V10H74L72 4H69V6H65V7H66V9H65L64 6H63V8H62L61 5H60L58 2H56L55 0L53 1V2H56V3H55V5L57 4L56 7H57V6L59 7V5H60V7H61L60 10H63V9L66 10L65 13H67L68 16H65V18H64V11L59 12V8H60V7H59L58 10H57V8H55V5H54L53 2H52L51 5H50V4L48 3V0H46V1L43 0L42 2H44V3H46V4L40 6V7H42V10L45 11V13L42 12L43 15H44V16L42 15V16H43V20L45 19V21H46V20L48 21L49 17L52 15V13H54V11H55V9H56V10L58 11V14L60 13L59 15L61 16V19H62V21H63V23H64V25H65L64 27H65V28L67 27V29H64V30H65V32H64L65 36H64V39H63V45H62V47H63V49L65 50V47H64V46H68V45H69V46H70V47L68 46V47H69V52H71V53L73 54L72 56H74V57L71 56V53H70V55H69V52H68V55H67V56H66L67 53L64 54V59L67 58V57H70V56H71V58H72L73 60H74V58H77L76 60H77V61L79 60V63H80V64L75 65V66H76L75 69L77 68L78 65H80V66L82 65L81 63H83V62H81V61H83V60H85L84 63H83V65H82V66H84V68H85V65H87L85 62H91V65H92V64L94 65V66H91V67H90V66H88V65L90 64V63H89V64L87 65L89 71H88V69L85 68V69H83L84 71H82V72L80 71V72L78 73L77 70H74V67H72V64L70 65L69 62H68V59H69V61H71V60H70L71 58H67V60H64V62H66V64L64 63V64L66 65V66L64 65V68L66 67V68H68V69H67V70L64 69V75H65L67 78L63 75V85H64V83H65V85H69L70 87H69V86H66V87H67V88H66V87L63 86L64 89L66 88L65 90L63 89V96H64L63 98H64V100H66V101H64V102H65L66 104H67V103L70 104L71 106L69 105V107L66 108V107H65V106H66L65 103L62 104L63 107L60 108V109L63 110L64 107L67 109V110L65 109V110L63 111V112L65 113V115H64L63 118H65V116H66L67 114H70V112H69V113H66V111L68 112V109H69V111L73 110V111L75 112L76 108H77V109L79 108L78 105H81V103H82L81 101L84 100V99L79 100V99H80V98H79V99H77V100H79V101H77L76 98H75L76 101H74V96H73L72 98H71V96H72V95H75V94L78 95V93L81 92V91H78V92H77V89H78L77 86H76L77 83H78V84L80 83L81 85L84 84L85 87H84V86H81L80 84L78 85V87L81 88V90H83L82 92L85 93L86 88H87V86H88L87 83H88L90 80H91V82H92V79L94 78L95 74L92 75L90 72H92V69H94L93 67H95V64H96V62H95L96 60H95V59H96L97 55H96L95 53H98V50H96L95 48L99 49V47H100L101 44L103 45L104 43L108 42V40H107V41L105 40L106 42H104V41H103L104 38L111 40V42H113V41L116 42V43H115L116 45H118L117 43L119 42V43H120V46L118 45L119 47H118V46H116V47L120 48V50H122V53H124L126 50H127L126 52H128V50H131V51H132V49H133L135 46H137V45H136L137 43L135 44V42H136L137 40L139 41V42L137 41L138 43H141V42L144 43V41H145V43H146L145 45H147V47H148V45H149V47H148L147 49H146V46H145L144 44L142 45V43H141V45H142L143 47H145V48L142 49V48H141L142 46L139 44V45L137 46V48H134L133 50L138 49L140 46H141V47L139 48L140 51L143 52V51H145V49H146V52H145L146 55H144V56H145L144 60L147 58V57H146L147 55H148V56L150 55L151 50H152V52L156 51L158 54H160V55H158V57H160L161 54H162L161 57L163 58V60H166V59H167V60H166L167 63H166V62H163L162 59H158V60H159V63H160L161 65H164V64H165V65H164L165 68H164V66H162L163 69H166V70H164L163 72H164V73H167L166 71L170 68V65H171L172 63L177 62V63L173 64V66L171 65V67H172V68L174 67L173 70H174V73L176 74L175 76H177V74H178V76H180L179 74L182 75V69H183V67H184V63H185V61H184L185 56H183V55H185V52H186V50L184 49V48H185V46H184V45H185V42H183V40L185 41V37H183L184 35H183V36L181 35V37H183V38H181L179 35H177V37H176V34H175V35H172V34H171V35H172V36H171V35L169 34V31L167 30V27H166V28L164 27V26L167 25V24L160 22L161 19H160V17L158 16V13H157V14H154L153 17H154V18H155V16H156V18L159 17L158 19H160V20H158V19H154V18H151V20H152V24L150 23L151 21H148L149 18L152 16L151 14L157 12V11L155 10L156 8H154V7L158 5L159 0H157V1H156V0H154V1L151 0L152 2L146 0L147 3H146L145 0H131V3H132V4H131V5H132V9H131V10H132V19H131V21H129L130 19L128 20V21H129V22H128L129 27H131V26H130L131 22H132L134 19H136V20L133 22V23H135V24H134L135 26H134L133 23H132V28H133L132 32H133V31H136V28L139 29V23H140V22L142 23V24L140 23L141 25H143L144 27H147L148 29H149V27L154 26L155 24H157L156 26L152 27V29H149V30H152V31H149V30H148V32H147V31H146L147 29H145L144 27H140V29L142 30V33H138L137 31H136V32H133V35H135L134 33L139 34V35L141 34V35H143L142 37L139 36V35H137L138 37H141V38H143V37H144V38H147V37L149 36L148 38H149V39L151 38L152 40H151V39L149 40V39L147 38L148 40H147V39H146V40H147L148 42H146V40H144V41H140L141 39L139 40V38H138L136 35H135L136 37L134 36L135 38H134L133 36H131V39L134 38L133 40H135V41H133L134 43H133V42H131V43L129 42L130 45L134 46V47L132 48V46L128 45V46L131 47V49H129L130 47L125 48V49H122V46L124 45V41H125V40H124L123 43H122V40L125 39V38H127V37H125V36L123 37V36H122L121 30H120V28H119V27H120V24H121L122 21H123V17H122V15H121V13L123 14V12H121V11H123V9L125 8V5L127 4V3H124V2H126V1L128 2V0H124V2H123V0H114V1H113V0H108ZM61 2H63V3H61ZM116 2H117V4L119 5V7L121 6L120 3L124 5V8H121V7H120L121 9H120V8L118 7V5H117L118 10H119V9L121 10L120 12H118V10L116 11V5H115ZM143 2H144V3H143ZM149 2H151V3H149ZM231 2H232V3H231ZM261 2H263V3H261ZM44 3H43V4H44ZM100 3H101V4H100ZM104 3H105V4L107 3V4H106L107 7H106V5H104ZM114 3H115V4H114ZM156 3H157V4H156ZM58 4H59V5H58ZM81 4H82V5H81ZM84 4H85L86 6H85ZM90 4H91V2H90ZM142 4H144V5L148 4V5L143 6ZM152 4H154V6H153ZM262 4H263V5H262ZM47 5H48L49 8L52 7V5H54V6L52 7V8H53V12L50 13V14H48L49 12H48V7H47ZM49 5H50V6H49ZM66 5H68V4H66ZM71 5H72V6H71ZM97 5H98L99 7H100V6H101V7L98 9V6H97ZM103 5L105 6V8H104ZM149 5H151V9L149 8V7H150ZM33 6H34V3H33ZM43 6H46V7H43ZM114 6H115V8H114ZM231 6H232V7H231ZM259 6H260V7H259ZM67 7H68V8H67ZM70 7L73 8V9H71ZM112 7L115 9L114 12H115V13L118 12V14H115L114 12H112L113 10L111 11V9H113ZM146 7H148V8H146ZM152 7L154 8V10H153ZM222 7H223L222 10H224V11L227 10V11L225 12V17H226V18H229L230 20H232L234 17H235V19H237V18L239 19L238 16H240V15H239L238 13H239L240 11L242 12L241 9H243V2H239V0H228V2H227V0H224L223 3H222ZM258 7L264 10V0H258ZM30 8H31V7H30ZM44 8H46L47 10L44 9ZM52 8H50L51 11H52ZM102 8H103V9H102ZM110 8H111V9H110ZM142 8H143V9H142ZM145 8H146L148 11L145 10ZM226 8H227V9H226ZM234 9H235V10H234ZM69 10H71V11L74 10V13H75V11H76V13H78V15H79V14H80V15L82 14V16L80 17V16H78L77 14H76V16H74L73 11H72V12L70 11V12H71V13H70ZM94 10H95V11L97 10V12L99 11L100 13L98 14V13H96ZM109 10H110L111 12H110ZM141 10H145V11L143 12V11H141ZM49 11H50V10H49ZM51 11H50V12H51ZM102 11H103V12H102ZM108 11H109V12H108ZM139 11L142 12V14H140ZM150 11H152V12H150ZM228 11H230L231 15H230V13H229ZM237 11H239V12H237ZM46 12H48V13H46ZM62 12H63V13H62ZM68 12H69V14H68ZM90 12H91V14H90ZM93 12H95V13H93ZM147 12L151 15L150 17H148L149 14H148ZM42 13H41V14H42ZM92 13H93V15H92ZM143 13H144V14H143ZM19 14H20V13H19ZM45 14H46L47 17H45ZM112 14H113L114 16H113ZM133 14H134V15H133ZM139 14L142 15L143 18H144L145 14H146V16H145V18H144V21H142L143 18H142V16H139ZM228 14H229V15H228ZM234 14H235V15H234ZM237 14H238V15H237ZM65 15H66V14H65ZM69 15H70V17H69ZM90 15H92V16H90ZM115 15L118 16V17L120 16L121 18H120V17H119L118 19H117V18H114V17H116ZM226 15H227V16H226ZM232 15H233L234 17H233ZM73 16H74V17H73ZM83 16H84V18H83ZM137 16H139V17L137 18ZM157 16H158V17H157ZM231 16H232V17H231ZM250 16H251V15H250ZM67 17H68V19H66ZM147 17H148V19H147ZM230 17H231L232 19H231ZM251 17H252V18H251ZM251 17H250V19H249V17H247V20H245V22L243 21V23H244L243 25H247L248 27H249V25H251V26L249 27V29H250V30H252V29L254 30V28L257 27V25H258L257 23L259 22L260 19L257 18V21H256V20H255V19H256V16H255V18H253V16H251ZM257 17H260V16L257 14ZM46 18H48V19H46ZM50 18H51V17H50ZM59 18H60V17H59ZM69 18H70V21H69V23H68V21H66V20H69ZM73 18H74V19H73ZM76 18H78V20H76ZM95 18H96V19H95ZM97 18H98V19H97ZM108 18H109V16H108ZM129 18H130V17H129ZM139 18H140V19L142 18V19L140 20V22H138V21H139ZM79 19L81 20L80 22H78ZM86 19H87V20H86ZM116 19H117L118 21H117ZM119 19H120V20H119ZM124 19L126 20V18H124ZM145 19H146V20H145ZM251 19H253V20H251ZM49 20H50V19H49ZM75 20H76V21H75ZM82 20H83V21H82ZM96 20H97V21H96ZM125 20L123 21L124 24H125V22H126ZM248 20L250 21V23H249ZM45 21H44V22H45ZM89 21H92V22L95 21V22H94L93 24H91V22H89ZM108 21H110V18L108 19ZM116 21H117V22H116ZM145 21H148V22L150 23V25H148V24H149V23H148V24H147L148 26H146ZM153 21H154V22H153ZM251 21H252V22H251ZM253 21H254V22H253ZM83 22H84V23H83ZM86 22H89V23H88L89 25L87 24L88 26L84 25V24H86ZM99 22H100V23H99ZM137 22H138V23H137ZM246 22H247V23H246ZM255 22H257L256 25H255ZM10 23H11V22H8V25H9ZM46 23H47V22H46ZM46 23H45V24H46ZM48 23H49V22H48ZM48 23H47V26H48ZM65 23H66V24H65ZM67 23H68V24H67ZM77 23H78V25H77ZM98 23H99V24H98ZM143 23H145V24H143ZM69 24H72V25H69ZM80 24H81V25L83 24L81 27H83V26H86V27L81 28V27H80ZM90 24H91V25H90ZM94 24H96V25H94ZM126 24H127V23H126ZM153 24H154V25H153ZM105 25H106V24H105ZM160 25H161V30H164V32L160 30ZM253 25H254V26H253ZM15 26H17V24H15ZM98 26H100L101 28H98ZM133 26L135 27V29H134ZM137 26H138V27H137ZM219 26H220V25H219ZM247 26H245V27H247ZM252 26H253V27H252ZM70 27H71L72 29H75V30L77 29L78 31H79V29L81 28V30H82V33H81V34H82V35L80 34V32L77 33V30H76V33H74L75 30H73L74 32H72V34H70V33H69V30H68V28H70ZM79 27H80V28H79ZM87 27H88L89 29H91V30H89ZM95 27H96L97 29H96ZM156 27H158V29L160 30L161 33H160V32H159V33H160L162 36H165V37L167 38V42H166L167 44H164V43H163V41L165 42V39H164L161 35H159V33L157 34V35H159V36H158V39H157V37H156L157 35L154 33V29H153V28L156 29ZM220 27H221V26H220ZM248 27H247V28H248ZM251 27H252V29H251ZM47 28H48V27H47ZM47 28H46V29H47ZM78 28H79V29H78ZM142 28L145 29V30H143ZM163 28H164V29H163ZM247 28H246V30H247ZM49 29H50V27L48 28V30H49ZM84 29H86V30L88 29L87 31H89V32L85 31ZM130 29H131V28H130ZM165 29L167 30V34H166V35H165V33H166V30H165ZM66 30H67V32H66ZM81 30H80V31H81ZM92 30H94V31H92ZM97 30H99V31H97ZM101 30H102V31H101ZM112 30H114L115 33H114ZM50 31L52 32V29H51ZM83 31H84L85 34H87L86 37L90 35V36H89L90 38L88 37L89 39H85L86 37H85V38L83 37V36H85V34L83 33ZM91 31H92V33L95 32L96 34H95V33H94V34H90ZM139 31H140V30H139ZM144 31H145V32H144ZM98 32H99V33H98ZM100 32L102 33V36H101ZM112 32H113V33H112ZM130 32H131V30H130ZM146 32H147V33H146ZM46 33H48L47 30H46ZM66 33H67V34H68V33L70 34V35L68 34L69 37H73V36L75 35V36L73 37V43H72V42H71V44L69 43V42H70L69 40H71L72 38H71V39H70L69 37L66 38V37H67V36H66V35H67ZM143 33H145L146 35H147L148 33H149V34H148V36H146V35H144ZM153 33H154V34H153ZM163 33H164V34H163ZM229 33H230V32L225 33L226 36H224V37H227V38H229V37L232 38V37H233V38H232L233 40H238V39H239V36H238V35H235V34L232 35V33H230V34H229ZM88 34H89V35H88ZM119 34H120V35H119ZM228 34H229V35H228ZM245 34H246V33H245ZM245 34L243 35L244 39L246 38V36L248 37V39H249V38H253V39H249L250 42H249V41H246V45H247V47H249V46L252 44V43H251V42H252L251 40H255V38H257V37L254 36V35H256V34H254L253 36H250V33H249V34H246V35H245ZM71 35H72V36H71ZM91 35H93V37H92ZM96 35H97V36H96ZM110 35H111V36H110ZM113 35H114V39H113ZM116 35H117V37H116ZM152 35H153V36H152ZM154 35H155V36H154ZM223 35H224V34H223ZM239 35H240V34H239ZM251 35H252V34H251ZM81 36H82V38H81ZM104 36H105V37H104ZM108 36H109V38H107ZM150 36H151V37H150ZM160 36L164 39V40H163V39L161 38L162 43L160 42V39H159ZM167 36H168V37H167ZM174 36H175V38H174ZM220 36H221V35H220ZM231 36H232V37H231ZM234 36L236 37V39L234 38ZM240 36H241V35H240ZM77 37L80 38L81 40H84V41L87 40L88 42H86V44H85L84 41H79V43H78L76 40H80V39H78ZM98 37H99V38H98ZM169 37H171V38H169ZM179 37H180V38H179ZM47 38H48V37H47ZM74 38H75L76 40H75ZM93 38H94V39H93ZM96 38H97V39H96ZM110 38H111V39H110ZM118 38H119L120 41L118 40ZM122 38H123V39H122ZM136 38H137V39H136ZM230 38H229V39H230ZM66 39H67V41H66ZM112 39H113V41H112ZM116 39H117L118 42L116 41ZM155 39H156L155 42H156V44H158V46H159L160 43H161V46H162V45H165V46L167 45V46H168L169 43H170V45H171V44H172V40H173V44L175 43V45H174L173 48H171V46H172L173 44H172L171 46L169 45V46L167 47L168 49L165 48V46H162V47H164L165 49H167L166 51L169 53V54H168V53H166L165 49L162 50V51H160L162 48H160L159 50H158V48H156L155 43H154V42L152 43V41H154ZM168 39L171 40V41L169 40V41H170L169 43H168ZM175 39H178V40L180 39V40H179L180 42H179L178 40L176 41ZM248 39H245V40H248ZM91 40H92V41H91ZM100 40H102V41H100ZM142 40H143V39H142ZM158 40H159V41H158ZM174 40H175V42H174ZM65 41H66V43H65ZM75 41H76L78 44H80V45H78L77 43H74ZM149 41H150V42H149ZM157 41H158V43H157ZM181 41H182V42H181ZM256 41H257V40H256ZM81 42L84 43V44H82ZM89 42H90V43H89ZM94 42H95V44H93ZM103 42H104V43H103ZM109 42H110V41H109ZM109 42L107 43V44L109 45L107 51L109 50V48H110V44H111L113 49L110 48V50H111L110 53H111L112 51H113V53H114V50L116 49V47H115L114 43L112 44V43H109ZM176 42H177V43H176ZM248 42H249V43H248ZM100 43H101V44H100ZM125 43H126V41H125ZM127 43H128V42H127ZM132 43H133V44H132ZM147 43H149V44H147ZM151 43H152V44H151ZM179 43H180V44H179ZM182 43H183V44H182ZM247 43H248V44H247ZM258 43L260 44V42L258 41L256 45H258L259 48L263 47V46L259 45ZM72 44L74 45V49H78V48L81 46L80 49L77 50V52H78V55H81L82 57L77 56V52H75L76 50H74V51L72 52V50H73V49H71V48L73 47ZM75 44L78 45V46H76ZM81 44H82V45H81ZM98 44H100V45H98ZM177 44H178V45H177ZM85 45H86V46H87V45L90 46V47L87 46V47L89 48V51H90V48L93 47V48L91 49L93 52L90 51V53H89V52H88V48H87ZM95 45H96V46H95ZM150 45H152V46H151V49H149V48H150ZM180 45H182L183 48H182ZM256 45L253 46V47H257ZM75 46H76L77 48H75ZM158 46H157V47H158ZM161 46H159V47H161ZM175 46H176V47H175ZM68 47H67V48H68ZM114 47H115V48H114ZM169 47H170V49H169ZM177 47H178V48L181 47L180 49H182V51H181L180 49H178ZM253 47L250 46V48H252L250 51H253V50H254ZM67 48H66V52L68 51ZM81 48H82V49H81ZM175 48H177L178 50L175 49ZM70 49H71V51H70ZM85 49H86L87 51H85ZM94 49L96 50V52L94 51ZM139 49H138V50H139ZM141 49H142V50H141ZM148 49H149L150 51H149ZM183 49H184V50H183ZM64 50H63V52H64ZM79 50H81L82 52L79 51ZM83 50H84L85 52H84ZM116 50L118 51L119 49H116ZM124 50H125V51H124ZM138 50H136V51H138ZM168 50H169V51H168ZM170 50H171V51H170ZM175 50H176L177 52H176ZM117 51H115V53H116ZM131 51H129V52H131ZM140 51H139V52H136V53L139 54V53H141ZM148 51H149V53H147ZM164 51H165V52H164ZM179 51H180V52H184L183 54H181L184 58L179 54ZM79 52H80V54H79ZM118 52H119V51H118ZM118 52H117V53H118ZM132 52H134V51H132ZM162 52H164V54H163ZM170 52L172 53V56H170ZM81 53H83V54L86 53V55H87V53H88L89 55H87V57H89V58H87L86 55H83V54H81ZM93 53H94V54H93ZM113 53H112V55H113ZM117 53H116V54H117ZM122 53H121V51H120V52L118 53V55H114L116 59H115V58H113V59L116 60V63H118L122 58H124L123 56H122V58H121V55H120V54H122ZM145 53L143 52V54H145ZM165 53H166V54H165ZM176 53H177V54H176ZM92 54H93V55H92ZM211 54H212V55H211ZM90 55H91V56H90ZM94 55H96V57H95ZM119 55H120V56H119ZM139 55H140V54H139ZM151 55H152V54H151ZM163 55H164V56L166 55V56H165L166 58L163 57ZM178 55H179V56H178ZM75 56H77V57H75ZM83 56H85V58H83ZM114 56H111V57H114ZM117 56L120 57V60H119V58L117 59ZM140 56H141V55H140ZM142 56H143V55H142ZM169 56H170V57H169ZM219 56H220V55H219ZM219 56H218V54H215L214 52H213V53H210V56H208L210 60H215L214 57H216V60H219V61H217L218 65H217V64H215V65L213 64V65H211V66H209V67H208V66L205 67V66L203 65V68H201L202 66L199 65L198 67H199L200 69H202V70H205V69H207V68H212L213 66H214V69H217V68H218V70H220V72H219V73H216L218 77H217L216 75H215V76L220 80L221 77H223V74H224V75L226 74V70H227V69H228V70H232L233 68L235 69V68H236V65H234V64H235V62H234V61H235L234 56L231 57V59H232L233 61L229 58L230 56H229L228 58H227V57H223V56H220V57H219ZM137 57L139 58L138 55L133 57V62H134V61L137 62V61H139L140 59H141V60L143 59V58L140 57L139 60H138ZM150 57H152V56H149V59H150ZM179 57H180V58H179ZM218 57H219V59H218ZM222 57H223V58H222ZM80 58H81V61H80ZM82 58H83V59H82ZM86 58H87V60H86ZM90 58H91L92 60L94 59L93 62H94L95 64L92 63V60H91ZM134 58H136L137 60L134 59ZM233 58H234V59H233ZM88 59H90V61H89ZM113 59H112V61H113ZM168 59H169V60H168ZM170 59H172V60H170ZM177 59H178V60H177ZM179 59H180V61H179ZM224 59H227V63L225 62ZM76 60L71 61L70 63L75 62V64H76V63H77ZM117 60H118V61H117ZM144 60H143L142 62H140V63H136V64L134 63V66H135V67H134L133 65H131L132 69H133V67H134V70L131 71V70H130L131 67H129L128 69H126V70H128L127 75H123V74L126 73V70H124L125 68H123V66H122V65H124V64H123L124 60L122 59L123 62L120 61V66H122V67L119 66V70H117V71H118L117 74L119 73V75H118V78H119V79H118L117 77L115 78V79H118L117 81L113 79V78H114L113 76L116 74L115 72H116V69H117V66H118V65L115 66V69H114V70L111 69V68L109 67V68L111 69V72H110V70L108 69V71H109L110 73L107 72V70H106V73H107L108 75H110V74L112 73V70H113V73H115V74L109 76V77H111V76L113 77V78H110V79H113L112 81H109V78H108L109 84L112 83L111 86L113 87V90H112V88H111V86H110L109 84H108V88L111 89L112 92H108V91H110V90H109L107 87H105L106 92L104 91V89L101 90V93H102V94H101L99 100H100L101 105H105L104 107H102V109H103L105 112H103V110H102V111H101L102 113H100V116H102L103 119H102V117L99 118V119H101V120H99V121H100L99 125L102 126V128H101V127L98 125V123H97V122H99V121H97V122L94 121V124H95V122H96V124H97L98 127L95 126V125H93V126L91 125V127L88 128V129L90 130L89 132H90L91 134H93L94 131L97 133V131H98L100 128L103 130V126H106V127H104V128H107L106 130H104V131L107 132V133L105 132L106 134H104V135L106 136V139L104 138L105 136L103 135V138H104L106 141L103 140V138H102V140L100 141V143L103 142V141H105V144H104L105 147H103V150L101 149L102 147H100V148L98 147V148H96V150H95V147H97V145H98V146H101L102 143L100 144L99 142H96V143H95L96 146H95V144H93V142H92V143H91V146H93V148H91V146H90L91 151H92V150H95V151H98V150L100 151V150H101L100 152H102V153H103V152L105 153V152H107V151H109V152L112 151V148H110V147H111V146L113 147V144L115 143V142H114V143H112V142H113V139H115L114 133H115L116 129H114V128H115V127H114L113 130H112V128H111L110 126H112V125H115V126L117 125V126H119V125H121V124L123 125L124 122H127V123H129V124H127L129 127L126 126V125H125V127L129 128V130H130V126L133 125V124H131V123H134L133 121H131L132 119H134V121H136L135 124H137V127L135 126V124L133 125V126L135 127V128L133 127V130L135 129L134 131L132 130V127H131L130 132L132 131V132H133V133L131 132L132 134H131L130 132H128L129 130H127V129H125V130L127 131L128 134L130 133V134L132 135V138H134L133 140H135L136 143H137V144L135 145V141H134V145H135L136 147L138 146V148H139V146H140V144H141V143H139V142H140V138L143 137V136H141V135H142V133H146V132H145V130H143V129H145V126H139L138 123H139L140 125H141V123H142V124H146V126H147L148 119H147L146 117L149 116V114H150L149 112L151 111V109H153V107H154V105H155V102H154V104L152 103V101H153L154 99L150 96V94L153 96L152 92H150V90L147 91L148 86L146 85V83H142V85L139 84V83H136V84H138V87H139V85H140L139 88H137L136 84L133 83L134 86H136L135 88H136V89H139V90L136 91V90L133 88V87H134V86H133V87H132L133 89L130 88L131 90H133V92L130 91L129 88H128L129 90H128V92H127V93H129V94L132 93L131 95H134L136 92H139V93H141V95H143L142 93H145V92L147 91L149 96H148V95L146 96V93H147V92H146V93H145V96H146V97L143 95L144 98H145V99L143 98L144 100L142 99V97H139L140 99H139V98H138V99H139L140 101H141V100L145 101V102H143V101H142V102H143V104L145 103L146 106H145V105H144V106L147 107L150 111L147 110V109L143 106V104H141L142 102L139 101L140 105L142 106V107H141V106L139 105V103L137 102V101H138V99H137V101H135V103H138L139 106H136V107H135L136 104L134 103V105H131V106L129 107L132 113H129L130 110L127 109V105H126V110L123 111V110L121 109L122 111H120L119 114H121V113H122V114H121V115H118V116L116 117V113L113 112V111H114V108H113L114 106H113V105H115V104H112V103H114V101L116 102V99H117V97H118V96H116V92L118 91V88H119V84H118L117 82H119L120 79H123V77H126V76H130V75H132L133 77H134V76H135V77H136V76H137V77L139 76V77H141V78H139V77H138V78H139L140 80H143L142 78H144V76H146V77L148 76V74H149L148 71H149L150 68H148V67H149L148 65L145 66V68L147 67L146 69H148V70L146 71L147 73L144 72V70H145V68H144V64L146 65V64H147L146 62L148 61V63H149L151 60H147V59H146L145 63H143ZM160 60H162V61H160ZM176 60H177V61H176ZM210 60H209V61H210ZM216 60H215V61H216ZM221 60H222V61H221ZM229 60H230V61H229ZM112 61H111V62H112ZM169 61H170V62H169ZM171 61H172V63H171ZM173 61H174V62H173ZM220 61H221V62H220ZM228 61H229V62H228ZM178 62H179V63H178ZM219 62H220V63H219ZM67 63H68V65H67ZM168 63H169V64H168ZM233 63H234V64H233ZM73 64H74V63H73ZM84 64H85V65H84ZM112 64H115V63L112 62ZM112 64H111V67L113 66ZM118 64H119V63H118ZM121 64H122V65H121ZM130 64H131V63H130ZM138 64H142V65H143V66H142L143 70H141V69H142V68H141V65L139 66ZM160 64H159V65H160ZM231 64H233V66H232ZM69 65H70V66H69ZM108 65H109V64H108ZM108 65L105 67L106 69L108 68ZM136 65H137V66H136ZM149 65H150V63H149ZM167 65H168L169 67H168ZM178 65H179V67H176V66H178ZM73 66H74V65H73ZM80 66H78V70H80V69H79ZM82 66H81V69L83 68ZM166 66H167V68H166ZM200 66H201V67H200ZM216 66H217V68H216ZM69 67H71V68L73 69L74 74H76L75 71H77V73L79 74V75L76 74V75H78V76L75 75V77H74L73 74H71V76L73 75L72 77H74L76 80L79 79V78H81V79H79L77 82H76L73 78H70L71 76L68 77V73L70 72L69 70H72V69H70ZM124 67H127V66H124ZM138 67H140V68H138ZM231 67H233V68H231ZM90 68H91V71H90ZM95 68H96V67H95ZM112 68H114V66H113ZM121 68H123V70H121ZM137 68H138V69H137ZM158 68H159V66H158ZM172 68H170V69L172 70ZM175 68L177 69V71L179 70L180 73H178V72L176 73ZM139 69H140L141 73H142V71H143V72L145 73V75L143 74V76H142V74L140 73V71H139V72H134V71H136V70L138 71ZM256 69H259V67L256 66V65H255V66L252 65V66H250V71H249V72H254ZM86 70H87L88 72H86ZM94 70H95V69H94ZM94 70H93V72L95 73ZM120 70H121V71H120ZM251 70H252V71H251ZM65 71H69V72L67 73V75H66ZM73 71H72V73H73ZM124 71H125V72H124ZM83 72H84L83 75H84L85 77H88V78H89V79H86V81L88 80V82L85 81L86 83H83V82H84V81H83L84 76L81 74V73H83ZM85 72H86V74H85ZM120 72H122V74H121ZM123 72H124V73H123ZM159 72H160V73L162 72V71H161V66H160V71H159ZM113 73H112V74H113ZM128 73H130V74H128ZM134 73H136L137 75L134 74ZM164 73H163V74H164ZM174 73H173V74H174ZM69 74H70V73H69ZM250 74H253V73H250ZM90 75L93 76V77H91ZM122 75H123V77H122ZM165 75H166V74H165ZM221 75H222V76H221ZM80 76H81V77H80ZM82 76H83V77H82ZM115 76H117V75H115ZM120 76H121L122 78H121ZM178 76H177V79H176L177 81H173L174 83L177 82V83L179 84V85H178L177 83H176V84H173V88L175 87V85H176V86L178 85L177 87L174 88V89L176 90V91H174L176 94H179V92H181V91H182V88H183V86H180V85H182V84L180 83V79L178 78ZM220 76H221V77H220ZM78 77H79V78H78ZM107 77H108V76H107ZM133 77L130 76V78H133ZM135 77H134V78H135ZM137 77H136V79L138 80ZM146 77H145V78H146ZM219 77H220V78H219ZM224 77H225V76H224ZM224 77H223V78H224ZM65 78H66V79H65ZM68 78L72 79L71 81H73V82H72L73 84L70 83L71 81H68ZM90 78H91V79H90ZM145 78H144V80H145ZM64 79H65V80H64ZM70 79H69V80H70ZM178 79H179V81H178ZM66 80H67L70 84H69L68 82H67V83H68V84H67V83H66ZM80 80H82V81H80ZM84 80H85V78H84ZM144 80H143V81H144ZM64 81H65V82H64ZM113 81H114V82H113ZM115 81H116V82H115ZM220 81H221V80H220ZM91 82L88 83V84H91ZM110 82H111V83H110ZM74 83H76V84H74ZM261 83L263 84V87H264V80H263ZM117 84H118V87H117ZM71 85H73V89L71 88V87H72ZM74 85H75L76 87H75ZM86 85H87V86H86ZM115 85H116V89H115L116 92L114 91ZM0 86H1V85H0ZM2 86H3V85H2ZM2 86H1L0 88H2L3 92L0 91V93L2 92L3 94L1 93L0 96L3 95V98L0 99V102H1L0 104H2V102H3V101H1V100L6 99L7 95L9 96V94H10V95L12 94V91H10V88L8 89L9 86H4V87H2ZM143 86H144V87L146 86L145 88H147V89H144V90H146V91L142 90V92H141V91H140V88H143ZM179 86H180V87H179ZM260 86H261V88H260ZM260 86H259L258 89H259V90H262L263 87H262V85H260ZM74 87H75V88H74ZM181 87H182V88H181ZM6 88L8 89V92L10 91L11 93L7 94V93L4 91ZM180 88H181V89H180ZM67 89H70V93H71V91L73 92V94H72L71 96L69 95L70 93H69V90H67ZM71 89H72V90H71ZM0 90H1V89H0ZM66 90H67L68 92H67ZM74 90H76V93H74V92H75ZM78 90H80V89H78ZM102 91H103V92H102ZM113 91H114L115 93H113ZM135 91H136V92H135ZM154 91H155V93H156V95H157L155 99H157V97H159L158 94H160L161 92L158 93V90H157V89H154ZM154 91H153V93H154ZM159 91H160V90H159ZM225 91H226V88H224V89L222 90V92H225ZM230 91H231V94H230L229 96H221V99L232 101L233 104H231V105L233 106V108H234V106H235V109L238 107V110L236 109V112H235V110L232 108V113H233V111H234V114L232 115V113H231L232 116H231V118H230V119H231L230 124H233V123H234V125H233V129H232V130H235V129H236V130H235V133L232 134V135H233V136H232V137H233L232 140L237 141V139H239V137H240V135H239L240 133H239V132L242 133V131H244V130H242V129L244 128V126L246 127V124H247V123H245V122L248 121V119H249V117L247 118L246 116H249V114H244V113H246V112H244V110H242L243 106H242L241 104H243V103H241V101H243L244 97H243V96H242V97L240 96V99H238L239 96L236 95V89H235V93L233 92V91H234V88H231ZM4 92H5V93H4ZM64 92H65L66 95L69 93V94H68L69 97H70L74 102H73L72 100H69L70 98L68 99V96L66 97V98L69 100V101L67 102V99H65V94H64ZM149 92H150V93H149ZM222 92H221V94H222ZM105 93H108V94L105 95ZM110 93H111V94H110ZM112 93L116 96V99H115L114 95H112ZM155 93H154V94H155ZM80 94H81V93H80ZM82 94H83V93H82ZM82 94H81V95H82ZM117 94H119V93H117ZM221 94H219V95H221ZM4 95H6V96H4ZM12 95H13V94H12ZM135 95H138V94L136 93ZM141 95L139 94L138 96H141ZM174 95H175V94H174ZM102 96H106V97H107V98H106V97L103 98V99H106V103H105V104H104L105 100H104L103 102H101V101L103 100V99H101ZM111 96H113V97H111ZM4 97H5V98H4ZM11 97H13V96H9V98H7V99H10ZM75 97H77V96L75 95ZM79 97H80V96H79ZM147 97H148V98H147ZM150 97H151V98H150ZM153 97H154V96H153ZM0 98H1V97H0ZM77 98H78V97H77ZM111 98H112V99H111ZM113 98H114V99H113ZM159 98H160V97H159ZM159 98H158L157 100H154V101L157 102V101L159 100ZM166 98H167V100L170 99L169 96H166ZM217 98H218V97H217ZM7 99L5 100L6 103H7V101H9V100H7ZM11 99H13V98H11ZM11 99H10V100H11ZM146 99H147V102H146ZM110 100H112V101H110ZM151 100H152V101H151ZM5 101H4V102H5ZM71 101H72L73 103H75V102H78V103H77V104H76V103L73 104ZM236 101H237V103H238L239 105L236 103ZM4 102H3V103H4ZM11 102H12V100L9 101L8 103H10V105H11ZM69 102H70V103H69ZM79 102H80V103H79ZM149 102H150V106H149V107H151V108L148 107V105H149L148 103H149ZM6 103H4V105L2 104V106L0 105V106L2 107V109H3L4 107L6 108V106H7V104H8V103H7V104H6ZM151 103H152V104H151ZM72 104H73L74 106H73ZM109 104H112V105H111L112 107H111ZM147 104H148V105H147ZM234 104H235V105H234ZM10 105L8 104V106H10ZM35 105L38 106L39 104L36 103ZM50 105H51V103H49V107H50L52 110L49 109L48 113H46L47 111L44 112L45 114H43L44 116H43V118H41V120H42V119L44 120V119L46 118V120H45L46 122H44V121L42 120V124H43V122H44V124L42 125L41 122H40L41 120L39 121V123L41 124L40 126H42V128H44L43 131L46 130V132L44 131V134H45V135H43V137H44V136H45V137H44V139H43L41 136H40L39 138L36 137V139H37V138H38V139L41 138V139H40L41 141L39 142V141L37 140V142H36V141H35L36 139H35V140L33 139V140L35 141V143H34L32 146L30 145V148H32V149H30V151L35 149L36 151L34 150L33 152L35 153V152L38 151L40 154H42V156L39 155L38 153L33 154V152L31 151V152H32L31 154H33V155H32L33 157H31V156L26 157V159H27L28 161H32V162H33V160H34L33 164H37V163H38V166H37V165L35 166V165H33L32 162H31V165H30V166H32V167H33V166L36 167V169L33 167L35 170H37V167H39V168H38V171H41V173H42V174H41V173L38 172V171H36V172L34 171L36 174L33 173L34 175H36V178L34 177L35 179H37L39 176H42L41 180H42L43 182L39 179L40 177H39L38 179H39L41 182L37 179V182L39 181L38 183H39V185H40V183H41V186H39L37 183L34 184V185H37V186L41 187V188H39V187L36 188L37 192H39V190L42 189V186H43V188L46 186V181H47V179H48V178H47L48 176H47V177L44 176V174L47 175V172L45 171L46 168H45V170H44V166L46 167L48 161H49V162H52L53 164H52V163H49V164H50V169H52V166L55 167L56 172H57V175H59V177H61V178H60V181H61V179H62V183H63V184H65V181H66V180H67V181H68V179L70 180L71 177H70L68 174H71V173L73 172L72 175H73V174H74V175H73V178H71V179L74 180L76 184L74 183V181H71V180H70V181H71L70 184H72L73 186H72V188H69V189H73V187L75 186V188L72 190L74 194H72V193H71L72 191H70V190H66L67 192L70 191V193H71L72 195L80 194V191H81V190H82V192H83V191H84V192H87V194L85 193V195L83 196V201H88V202H89L90 199H93V200H90V203L93 202V203H92L93 205H92V204H89V206H88L87 208H88L89 210H92V209H93V206H94V204H95V206L98 207V209L103 210L104 213H107V214H108V217L111 216L110 219H109L108 217H105V216H107V214L104 215V213H103V214H102L103 217H101L102 220L100 219L101 221L98 223L100 226H102V227L105 228V225H106V228H108L107 226H108V224H109L110 226H111V225H112V226L114 225V227H117V229H121V230H124V229H125V230H127L128 228L131 227L132 219L134 218V219H133V222H134V220H137V218H138V213H137V212H138V209H139V208L137 209L138 206H137V207H134V205H132V202H131L130 200H127L128 202L126 201V203H124L125 200H126L127 198H131V196H132V190H131V186H130L131 184H130L129 178L126 177V176H127L126 174H125V176L123 175V174L125 173V171H126V170H125V171L122 170V169L124 168L123 164L125 165V163L122 164V161H121L120 166L117 167V169H120V168H121V169H120L121 171H120V170H116V169H115V168H116V163L113 165V163L111 162V161H112V160H111V154H112V152H111V154L107 152V156H108V157L110 156L109 158L106 157V153L104 154L105 157L108 158V160H110V162H107L108 160H107L105 157H102V159H101V160H103V161H102L103 163H106V165H105V164H101L102 162H101V160H100L99 158H100L103 154L99 153V151H98V153H99L101 156H100L99 154L96 155V153H95L96 156H95V155H92V154H94L95 151L90 152V150H89V151H88L89 153L85 154V155H87V158H85L86 156L83 158V154H84V152H83V154H81V152H80L81 157H80V156H79V157L82 158V159L78 158V155H79L78 153H79V151L77 152V150H78V149L81 150V148H82V144H81V143H83V140H84V138H83V137H84V134L81 136V133H82V129H81L82 127H81V126L83 125V128L86 130V128H85V127H86V125H85V119L82 120V118H84V115L81 114V115H83L82 118L79 117V116H78L79 118L77 117V118H78L77 120L81 119L82 121H84V122H80V120H79V121L75 120V119H76V116L80 113V110H79V111H76V113H77L76 116H75L74 112L71 111V114H70V115H71V118L73 117V115L75 116L74 118H72V120L74 119L73 121H74V123H76V124L79 123L78 125H79V127H80V128H79L78 126L76 127V125H75V127H74V128H75V130H74L75 133H72L71 131H73V130H71V129H72V127L74 126V124H73V121H71V118H70V121L72 122V127H71V126H70L71 128L69 127V125L71 124V122L68 120L69 118L67 117V116H69V115L66 116V118H67V119L65 118L66 121H65L62 117H60L61 114H62V113L60 112L61 110H59V112H58V113H61V114H58L57 116L55 115L56 117L54 116V114H53L52 112H51V113H52L53 115H51L50 111H53V106H50ZM76 105H77L78 107H76ZM152 105H153V106H152ZM3 106H4V107H3ZM37 106H36V107H37ZM107 106H108V107H107ZM132 106H133V107H132ZM232 106H231V107H232ZM240 106H241V107H240ZM38 107H39V106H38ZM75 107H76V108H75ZM105 107H106V108H105ZM131 107H132V109H131ZM134 107H135V108H134ZM143 107H144V108L148 111V113H149V114H148L147 112L144 111L145 114L147 113V114L145 115L146 117H145V116H144V117L141 116V115H144V112H142L143 110L140 109V108H143ZM157 107H158V104L155 105V108H154V109H157ZM239 107H240L241 109H240ZM5 108H4V109H5ZM71 108H73V109H71ZM74 108H75V110H74ZM104 108H105V109H104ZM137 109H138V110L140 109V110H141L140 112H142V113L136 114V112H138ZM145 109H144V110H145ZM107 110H109V111H107ZM110 110H111V113H110ZM241 110H242L244 113H243V112H240ZM0 111H1V110H0ZM133 111H135L136 119L134 118L135 116H133V115L131 116V114H134ZM53 112H54V111H53ZM78 112H79V113H78ZM107 112H108L109 114H107ZM127 112H128V114H127ZM237 112H238V114H237V117H238V118H237L236 115H235ZM2 113H3V112L1 111L0 114L2 115ZM49 113H50V114H49ZM54 113H55V112H54ZM125 113H126V114H125ZM46 114H47V116H46ZM48 114H49V118L52 117V118H51V121H52V122H51L49 119H47ZM72 114H73V115H72ZM103 114H104V115H103ZM124 114H125V115H124ZM241 114H242V115H241ZM59 115H60V116H59ZM129 115H130V117H129ZM239 115H240V117H241V118H240L241 121H239V120H240V119H239ZM45 116H46V117H45ZM50 116H51V117H50ZM53 116L56 118V121H58L57 118H58V119L61 118V120H60L59 122L53 121V119H54ZM100 116H99V117H100ZM140 116L143 118V120H141L142 118H141ZM44 117H45V118H44ZM59 117H60V118H59ZM69 117H70V116H69ZM234 117H235V118H234ZM0 118H1V120H2V116H1ZM127 118H128V119H127ZM236 118H237V119H236ZM109 119H110V121L107 122ZM116 119H119V120H118V121H120L119 124L116 123V122H117ZM139 119H140L142 122H141V121L138 122ZM235 119H236V120H235ZM246 119H247V120H246ZM1 120H0V122H1ZM47 120H49V121L51 122V124H50L49 121L47 122ZM54 120H55V119H54ZM67 120H68V123H66ZM102 120H104L105 122H107V125H106V123H104V122H103V123H104V124H103V123H102ZM145 120H147V121H145ZM233 120H234V121H233ZM64 121H65L66 124L64 123ZM76 121H77V122H76ZM115 121H116V122H115ZM143 121H144V122H143ZM232 121H233V123H232ZM235 121H236L237 123H236ZM53 122H54L55 124L58 123V124H60V125H61V123H64L65 125H68V128H67V126L64 127L63 125H61L62 127L59 125L60 128H59V126L57 125L58 128H56V125H55ZM114 122H115V123H114ZM121 122H123V123H121ZM37 123H38V122H37ZM39 123H38V125H39ZM45 123H47V124H45ZM83 123H84V124H83ZM101 123H102V124H101ZM48 124H49L50 126H52V124H54L55 127L52 126V129H50L51 127H50V126L48 127V126H47ZM81 124H82V125H81ZM110 124H111V125H110ZM130 124H131V125H130ZM44 125H45V126H44ZM108 125H109L110 128L107 127ZM237 125H239V126H237ZM46 126H47V128H46ZM117 126H116V128H117ZM138 126H139V128H138ZM231 126H232V125H231ZM236 126H237L238 128H237ZM93 127H96L98 130H97V129H96V130L93 129L94 131L92 132L91 130H92ZM112 127H113V126H112ZM141 127H142L143 129H140ZM54 128H55L56 130H54ZM61 128H63V129H61ZM65 128H66V129H65ZM137 128H138V129H137ZM234 128H235V129H234ZM47 129H48V130H47ZM49 129L51 130V132L49 131ZM68 129H70L71 131L69 132ZM79 129H81V130H80L81 133L79 134L80 137H78L79 135H74V134L77 133V130H79ZM101 129H100V132L103 134L104 132L101 131ZM221 129H222V128H221ZM238 129H239V131H237ZM66 130H67L68 132H67ZM85 130H83V133L85 132ZM114 130H115V131H114ZM125 130H123V131L125 132ZM136 130H138V131H136ZM65 131H66V133H65ZM135 131L138 132V133H136ZM155 131H156V132H155ZM155 131L153 132V133H154L153 137H154L155 139H154L153 137L151 138L150 136H152V135H150V134H148V136H147V138H146V140H147L148 142H150V144L148 143V144L150 145V149L148 148L147 150H148V156L152 154V157H154V160H155V161L158 160V162H157V166L153 169V172H154L153 174L157 176V180H158L159 182H162V181L165 180L164 175H163V174H164V168H165V167H168V165H169L168 162H169L170 155H171V146H170V144L168 143V141H165V140L162 138V136H161L160 133H159V135L157 134V131H158L157 128H156ZM162 131L164 132L165 130H162ZM59 132H60V133H59ZM109 132H110L111 134H110ZM170 132H172V130H170ZM233 132H234V131H233ZM42 133H43V132H42ZM56 133H57V134L59 133V134L56 135ZM61 133H63V134H62V137L60 136ZM64 133H65L66 135H65ZM78 133H79V131H78ZM78 133H77V134H78ZM125 133H126V132H125ZM135 133H136L137 135H138V134H139V135L136 137V136L134 135ZM155 133H156V134H155ZM48 134H49L50 136L52 135L53 138H51V137L49 136L51 140L49 139V137H48V139L46 140V138H47L46 135H48ZM67 134H69L71 137L68 136ZM72 134H73L74 136H76V137H73V138H72V136H73ZM128 134H127V135H128ZM130 134H129V135H130ZM54 135H56V136H55L56 138H57V136H60L61 138H67V137H68V139H70L71 141H70V140H66V141H70V143H69V142H66L64 139L60 140L61 138H59V137H58V139H56V140L54 141V138H55ZM63 135H65V136H63ZM94 135H95V133H94ZM108 135H110V136L112 135L111 137H112L113 139H111V137H109ZM133 135H134L135 137H134ZM140 136H141V137H140ZM155 136H156V137H155ZM234 136H236V137H234ZM237 136H238V138H237ZM12 137L14 138V136H12ZM12 137H11V138H12ZM77 137H78V138H77ZM81 137H82V138H81ZM148 137L150 138V140L148 139ZM8 138H10V136H9ZM75 138H76V139H75ZM107 138H109V140H107ZM235 138H236V139H235ZM74 139H75V141H79L78 144H77V142H76L77 145H74V146H75V148H74V153L76 152V154L72 153V151H73V150H72V149H73V148H72V145H70L71 148H69L68 145H66V146L68 147V148H67L68 151H67V149H64V150H65V155H64V156L67 157V158H66L67 160H65V157H64L63 160H62V159L60 160V161H62V163H61L59 160H57V161H59V162L57 163V162H56V159H57V158L55 157V156H57V155H54V153L57 154V152H58L57 150L61 149L60 147H62V145H63V144H61V143L64 142V146H65V144H72V143L75 142ZM77 139H78V140H77ZM82 139H83V140H82ZM110 139H111V140H110ZM43 140L46 141V144L48 145V148H47V146H45V142H44ZM49 140H50V141H49ZM59 140H60V141H59ZM72 140H73V141H72ZM81 140H82V142H81ZM47 141H48V143H47ZM110 141H111V143H110ZM141 141H142V140H141ZM60 142H61V143H60ZM108 142H109L110 144H109ZM32 143H33V141H32L30 144H32ZM79 143L81 144V147H80ZM103 143H104V142H103ZM107 143H108V144H107ZM39 144H40V145H39ZM41 144H42V145H41ZM59 144H61V145H59ZM74 144H75V143H74ZM92 144H93V145H92ZM138 144H139V145H138ZM36 145H37V147L39 148L38 150H37V148H36ZM38 145L41 146V147H39ZM50 145H51V146H50ZM78 145H79L80 148L78 147V149H77L76 147H77ZM104 145H102V146H104ZM134 145H133V149H137L136 147H134ZM34 146H35V147H34ZM49 146H50V147H49ZM52 146H54V147H52ZM55 146H56V148H57V149H56L57 152H55V149L53 150V148H55ZM66 146H65V147H66ZM74 146H73V147H74ZM45 147H46L47 150L45 149ZM51 147H52V148H51ZM124 147H125V146H124ZM231 147L233 148V149L231 148V150H232L231 152L234 153V152H235V148L233 147V145H232ZM235 147H236V145H235ZM33 148H34V149H33ZM104 148H107V149L110 148L111 150H106V149H104ZM50 149H51L52 152L54 151V152H53V155L51 154V157L49 156V155H50V151H49V155H48V150H50ZM75 149H76V150H75ZM104 150H106V151H104ZM197 150H198V151L200 150L199 147L197 148ZM66 151L69 152L70 154L67 153ZM81 151H82V150H81ZM134 151H135V150H134ZM134 151H133V152H134ZM45 152H46V154H47L48 156L45 155ZM208 152L211 153V151H209V150H208ZM66 153L69 154V155H67ZM90 153H91V155H90ZM37 154H38L39 156H38ZM77 154H78V155H77ZM36 155H37L39 158H42V159L40 160ZM74 155H77V156H75L76 158L74 157ZM104 155H103V156H104ZM193 155H197V154H193ZM99 156H100V157H99ZM34 157H35V159H34ZM36 157L39 159V160L37 159L39 162L36 160ZM45 157H46V158L49 157L48 159H51V158L53 157V159H52V160H48V159H47V161H45V160H44ZM73 157H74L75 159H74ZM88 157H90V159H92V157H95V158H94L95 160H93V159H92V160H93V162H95L96 159H97V161H99V162H95V163H96L97 165H99V166H97L95 163H94L95 165L92 164V163H93L92 160L88 159ZM97 157H99V158H97ZM198 157L201 158V156H200L199 154H198V156H196V158H198ZM231 157H233V154H232ZM28 158H30V159H32V160H29ZM55 158H56V159H55ZM69 158H70V160L72 161L71 163L68 162V161H70ZM103 158H105V159H103ZM87 159H88V160H87ZM27 160H26V161H27ZM35 160H36L37 162H36ZM43 160H44V162H43ZM64 160L66 161V163H65ZM75 160H77L78 162L75 161ZM89 160H90L91 162H90ZM183 160H184V159H182V161L180 162V163H182V167H184V166L187 165V163H185V162H187V159H185L184 161H183ZM35 162H36V163H35ZM45 162H46V163H45ZM75 162H77L79 165H75V164H74ZM119 162H120V161H119ZM119 162H117V164H119ZM229 162H231V160H229ZM43 163H44V165H43ZM60 163H61V164H60ZM72 163H73V164H72ZM85 163H86L87 165H86ZM98 163H99V164H98ZM110 163H112V164H110ZM184 163H185V164H184ZM58 164H59V165H58ZM69 164H70V166H69ZM80 164H83V166H81V167H83V168H82L83 171L81 170V172L78 173V170L80 171L81 168L78 169L77 166H80ZM100 164H101L102 166H100ZM108 164H110L111 167H110ZM170 164H171V163H170ZM183 164H184V165H183ZM228 164H229V163H228ZM25 165L28 166V163L26 162ZM42 165H43V167H42ZM84 165H86V166H84ZM103 165H105V167H104ZM107 165H108V168L106 167ZM121 165L123 166V168H122ZM0 166H1V165H0ZM40 166H41V168H40ZM66 166H67V167H66ZM68 166H69V168H68ZM94 166H95V167H94ZM112 166H113V168L115 167V168H114L115 170H113V172H114V171L117 172V173H113V175L111 174L112 177H113V176H114V177L116 176L115 178H117V177L119 176V174H121V175L119 176L120 178L118 177V179L115 180V183H114V181H112L114 184H113L112 182H110V180H111V178H110V177H111V175H110V173H111V169H110V168H112ZM227 166H228V165H227ZM227 166H226V167H227ZM1 167H3V166H1ZM32 167H31V169H33ZM72 167H73V168H72ZM74 167H75V168H74ZM87 167H88L89 170L87 169ZM97 167H98V169H97ZM109 167H110V168H109ZM76 168H77L78 170H77ZM95 168H96L97 170H95ZM100 168H102V169H101L102 171L100 170ZM0 169H1V168H0ZM3 169H5V168L3 167ZM34 169H33V170H34ZM41 169H43V170H41ZM201 169H202V168L199 169V173H200V170H201ZM1 170H2V169H1ZM8 170H9V169H8ZM84 170H85L86 172H85ZM98 170H100V171L103 173V174L101 175V177H100V178L102 179L101 183L104 184L105 181H103V180H107V181H109V183H111L112 185H111V184L109 185L108 183H106V184H108L109 186H107L106 184H104V186L101 185V184L99 183L100 180H101L99 177L96 178V180H94V183H93V179H95V178H93L92 175H94V177L96 176V174H97V176H100V173H101V172H100V171H99L100 173H99V172H96V171H98ZM103 170H104V172H103ZM106 170H107V171L109 170L110 173L107 172ZM31 171H32V170H31ZM61 171H64L65 174H67V172H68V174L66 175V176H68V177L65 176L67 179H66L65 177L62 178L63 176L61 175ZM74 171H76L78 174H77L76 172H74ZM88 171H89V172L91 171V174H87V175H85L86 173H88ZM224 171L226 172V169H224V170L221 172V177H222V178L216 180L217 182H215L214 184L212 183L213 181H215V180H213V179H215L214 177H213V179L211 180L212 177L209 178V177L201 176L198 172H196V175H197V176H195V177H197V179H198L197 181H198V182L196 181V179H194V184L196 183V184L198 185V184L200 183V184H199L200 187H204V185H205L207 189H208V188H210V189H215V188H216L215 185H216V184L218 185V189H219V190H216V191L214 192V194L216 193V194H215V198H214V194H213V195H210V196H211V200H212V201H211V200H210V201L213 203V205L216 203V204L214 205V207L216 206V207H215L216 210L214 209V210H215L214 213H217V216H218V217H215L216 214H214V215H215L214 217L216 218V219H215V218H214V219L216 220L215 223L217 222V225H215V223H214L215 226H214L213 224L210 225L211 230L214 229V231H213V234H211V233H212V232H211V233H207V235H208V234H209V235H210V234H211V235H214V233L216 234L215 231L219 232V231L221 230V239H222V240H221V243H226L227 240H228V237L231 235V234H229V236H228V234H227V235L225 234V231L227 230V228H230L229 225H235L236 228L238 229L239 226H240L241 224H244V223H245V221H246V222H251V221L253 220L252 217H253V212H254L253 204L251 203V201H252L251 196H248L247 194H244V193H245V192H244V193H243L244 195L240 194V196L235 197V195L229 191V190L231 189V188H229L230 181H227V179L225 178L226 175H227V172L225 173ZM227 171H228V169H227ZM1 172H2V171H1ZM32 172H33V171H32ZM37 172H38V173H37ZM93 172H94V174H93ZM105 172H106V174H105ZM119 172H120V173H119ZM121 172H122V173H121ZM64 173L62 172L63 175H64ZM75 173H76V174H75ZM81 173H82V174H81ZM83 173H84V174H83ZM98 173H99V174H98ZM118 173H119V174H118ZM79 174H81V175H79ZM198 174H199V175H198ZM205 174H206V173H205ZM57 175H56V176H57ZM78 175H79V176H78ZM83 175L86 176V177L88 176L89 178H90V175H91V178L88 179V177H87V179L89 180V181H87L86 177L84 178ZM104 175L107 176V179H106V177H105ZM108 175H110V176L108 177ZM162 175H163V176H162ZM56 176H55V178H56ZM81 176H82V178H81ZM102 176H103V178H102ZM122 176H123V177H122ZM175 176H176V175H175ZM175 176H174V177H175ZM6 177H7L8 179H10L11 177H12L11 179L14 178L13 176H4V178H6ZM59 177L56 178V181L54 180V179H55V178H54V179H53L54 182L59 181ZM78 177H80L81 180H80V178H78ZM104 177H105V178H104ZM114 177H113V178H114ZM141 177L143 178V180L145 179V178H144L145 175H143V176L141 175ZM150 177H151L150 179H152V175H150ZM195 177H194V178H195ZM201 177H202V179H201ZM204 177H205V178H204ZM92 178H93V179H92ZM109 178H110V179H109ZM113 178H112V180H113ZM115 178H114V179H115ZM163 178H164V179H163ZM206 178H208L207 180L210 181L212 184L208 183V181H206ZM50 179H51V178H50ZM83 179H86V181L83 182V185H82V184H80V183H82V180H83ZM91 179H92V180H91ZM98 179H100L99 182H98ZM108 179H109V180H108ZM125 179H126V180H125ZM199 179L202 180V181L200 182ZM204 179H205V182H204ZM209 179H210V180H209ZM237 179H238V178H237ZM240 179H241V177H240ZM0 180H1V177H0ZM53 180L51 179V181H53ZM63 180H64V181H63ZM117 180H118L120 183H119ZM121 180H122V181H121ZM123 180H124V181H123ZM247 180H248V179H247ZM91 181H92V182H91ZM107 181H106V182H107ZM116 181H117V184H116ZM125 181H126V183H124ZM128 181H129V182H128ZM54 182H53V183H54ZM72 182H73V183H72ZM77 182H78V183H77ZM86 182H87V184H86ZM88 182H89V187H90V188L88 187ZM90 182L93 183L94 185L92 184V186H91V185H90V184H91ZM95 182H96V184H98L97 187H96V185H95ZM121 182H123L122 184H123L124 187L122 186ZM225 182H227V183H225ZM43 183L45 184V186L43 185ZM53 183H52V185H53ZM57 183H58V182H57ZM62 183L60 184V182H59L58 184H60L59 186H61V187L63 188ZM202 183H203V184H202ZM207 183H208V184H207ZM55 184H56V183H55ZM58 184H56V186H57ZM78 184H80L79 186L82 185V186H84V187H85V185H86V186L88 187L89 191H87L88 189H87L86 187H85V188H86L87 190H85L84 187H83L82 189H81V187L79 188ZM84 184H85V185H84ZM99 184H100L101 186H100ZM124 184H125V185H124ZM52 185H51V186H52ZM105 185H106V187H105ZM202 185H203V186H202ZM221 185H223V186H221ZM0 186H1V184H0ZM56 186L54 185L55 189H57V188L59 187V186H57V188H56ZM111 186L113 187L112 189H114L113 192H110L111 188H109V187H111ZM224 186H225V187H224ZM35 187H36V186H35ZM52 187H53V186H52ZM54 187H53V188H54ZM70 187H71V186H70ZM77 187H78L80 190H79ZM93 187H94V188H93ZM121 187H123L124 190H123V188L121 189ZM195 187H198V186L195 185L194 188H195ZM59 188H60V187H59ZM62 188H61L60 190H62ZM76 188H77V189H76ZM97 188H98V189L100 188L101 190H102V188H103V190H102L103 193L100 191V189L98 190V191H100V193H98V192L96 191ZM105 188H108L109 191H108L107 189L104 190ZM117 188H118L119 190H118ZM83 189H84V190H83ZM90 189H92L91 191L94 190L92 195H91L92 192H91L90 195H89ZM221 189H222V190H221ZM244 189H246V187H245ZM57 190H59V189H57ZM60 190H59V191H60ZM227 190H228L230 193H229V192H226ZM66 191L64 190V192H63V190H62L61 192H62V193H65ZM104 191H106V192H104ZM111 191H112V190H111ZM125 191H126V192H127V191L130 192V194H128V192L126 193L127 196H129V197H127L126 194H124ZM218 191H219V192H218ZM223 191H224V192H223ZM67 192H66L65 194H70L69 192H68V193H67ZM82 192H81V193H82ZM94 192L96 193V195H94ZM109 192H110V195H108V197H105L104 195H100V194H105V193L108 194ZM217 192H218V194H217ZM222 192H223L224 194H223ZM225 192H226V194H225ZM228 193H229V194H228ZM20 194H21V195H20ZM23 194H28V195H30V196H31V200H30L29 202H26V201L23 199ZM97 194L100 195L101 198H100V196H98ZM107 194H105V195L107 196ZM118 194H119V195H118ZM219 194H220V195H219ZM36 195H37V194L34 195V198H35ZM86 195H89V197H88V196L85 197ZM111 195H112V196H111ZM122 195L125 196V198H124ZM217 195H218V197H217ZM241 195H242L243 197H242ZM91 196H92V197H91ZM95 196L99 197L98 199L101 201L102 205L100 204V202L97 200V197H95ZM121 196H122V197H121ZM212 196H213V198H212ZM221 196H222V197H221ZM223 196H224L225 198H224ZM226 196H227V198H226ZM229 196H232V197H229ZM0 197L3 198V197H4V194L1 193V196H0ZM94 197H95V198H94ZM103 197H104V198H103ZM110 197H111V198H110ZM119 197H120L121 199H120ZM216 197H217V198H216ZM234 197H235V198H234ZM246 197H248V198H246ZM19 198H20V199H19ZM32 198H33V196H32V191H31V190H21V191H19V194H18V198H17V200L19 199V201L21 200V201H23L24 203L21 202V201H20V202H21V203H20V202L18 201V202L20 203V209L17 208L18 210L11 209L10 211H9V210H8V211H5V215H4V216H5V217L8 216V217L5 218V217L3 216V217L1 218V219L4 218L3 221L8 219V221L10 222V226H9V222H8V221H7L8 223L5 221V222H6V225H5L4 222L2 223V226L4 225V226L6 227V229L8 230V231L6 232V234H8V235H6V236H8V237L10 238V241L7 242L6 245H4L5 252H7V253H17V252H20V248H21L22 251H23V249H24L23 245H24V244H23L22 241H23V240L25 241V237L22 236V235L25 236V233L23 232V230L25 229V230L27 231V229L30 228V227L27 228V225L31 226V228H32V226H33V227L35 226V223L31 220V219H33V218H31L30 215H31V216L33 215V217H35V219L38 218L37 216H38L39 214L41 215V213H40V212H42V211H40L41 209H38V210H37V208H38L40 205L37 206V205H38V202H37L35 199L32 200ZM85 198H86V199L89 198V199L86 200ZM122 198H124L125 200L122 199ZM208 198H209V197H208ZM220 198H224V199H222V200H225L226 203L223 202V204H221L222 202H220V200H221ZM232 198H233V199H232ZM245 198H246L247 200H246ZM106 199H110L111 201H110V200L108 201V200H106ZM112 199H114V200H112ZM213 199H214V200H213ZM215 199H217V200H215ZM229 199H232V203H231V200H230V205H229ZM244 199H245V200H244ZM250 199H251V200H250ZM0 200H2V199H0ZM120 200H121V201H120ZM123 200H124V201H123ZM222 200H221V201H222ZM33 201H34V202H33ZM112 201H113L114 203H112ZM119 201H120V202H119ZM214 201H215V202H214ZM242 201L245 202V203H243ZM1 202L5 203V201H1ZM18 202H17V203H18ZM35 202H36L37 204H36ZM80 202H82V200H81ZM106 202H107V203H106ZM108 202H109V204H108ZM118 202H119V203H118ZM217 202H218V204H217ZM26 203H27V204H26ZM34 203H35V205L33 206L32 204H34ZM104 203H105L106 205H105ZM110 203H111L112 205H110ZM122 203H124L125 206L127 205L126 207H128V205H129L128 209H126V207H125L124 205H122ZM224 203H225V204H224ZM237 203H238V204H237ZM247 203H249V204H251V205L249 206V204H247ZM25 204H26V206H25ZM39 204H40V203H39ZM98 204H100L101 206H99ZM116 204H120V205L118 206V205H116ZM219 204H221V205H220L221 208L219 207ZM227 204H228V205H227ZM232 204H234V205H232ZM245 204H246V205H245ZM22 205H24V206H22ZM28 205H29V206H28ZM109 205H110V206H109ZM243 205H244V206H243ZM108 206H109V208H107ZM122 206H124V209L122 208ZM135 206H136V205H135ZM157 206H158V205H157ZM222 206H227L228 208H227V207H226V208H224V207L222 208ZM246 206H248L249 209H248V207H246ZM21 207H22V208H21ZM23 207H24V208H23ZM34 207H35V208H34ZM36 207H37V208H36ZM74 207H75V209H78L77 211H80V210H79V208H80V203H79V204L76 203V205H75ZM77 207H78V208H77ZM116 207H117V208H116ZM120 207H121V208H120ZM217 207H218L219 209H218ZM230 207H231V208H230ZM33 208H34V209H33ZM39 208H40V207H39ZM110 208H111V209H110ZM155 208H156V211H155V215H156V216H155V218H158V217H161V218H158L159 220H158V219H155V221L152 222L154 225L151 224V223H148V225H147V224L145 225L146 227L149 226V227H148L149 229L152 227V228H151L152 230H157V229L161 228V226L163 225V223H162V221H163L162 219H163V217H164V216L162 215V214H163V211L160 210L161 208H159V206H158V207H155ZM157 208H159L158 211H157ZM245 208H246V209H245ZM23 209H24V210H23ZM35 209H36L37 212L35 211ZM125 209H126V211H125ZM217 209H218V210H217ZM229 209H230V210H229ZM238 209H239V210H238ZM27 210L29 211L30 214H24V213H22V212L28 213ZM135 210H136V212H135ZM163 210H164V209H163ZM227 210H229V211H227ZM231 210H233V211H231ZM15 211H16V212H15ZM17 211H18V212L20 211V212L18 213ZM110 211H111V212H114V211H115V212H114V213H110V216H109V213H108V212H110ZM123 211H124V213H123ZM148 211H149V210H148ZM216 211H217V212H216ZM223 211H226V212H223ZM244 211H245V212H244ZM263 211H264V210H263ZM7 212H8V215H6ZM38 212H39V213H38ZM53 212H55V213L58 214V215H61V212H59V210H57V211L54 210ZM156 212H157V213H156ZM159 212H160V213H159ZM219 212H220V214H219ZM221 212H222V213H221ZM246 212H247V213H246ZM15 213H16L17 215L19 214V216L22 215V214H24L23 218H27V219L29 218V220H27V219H24V220H27V222H30L32 225L28 224L26 221H25V222H26V225L24 224L25 222L23 223L24 225H23V224H19L20 222L22 223L24 220H22L23 218H22L21 216H20V219H19V217H17V215H16ZM36 213H38V215H37ZM115 213H116L118 216H121V217H119V219H118V216H117ZM134 213H136L137 215L134 214ZM158 213H159V214H158ZM161 213H162V214H161ZM229 213H230V214L233 213L232 216H233L234 218H233L232 220H227V219L230 218V216H231ZM243 213H244V214H243ZM9 214H10V215H9ZM133 214H134V215H133ZM157 214H158L159 216H158ZM160 214H161L163 217L160 216ZM218 214H219V215H218ZM223 214H224V216H223ZM11 215H13L15 219H14ZM15 215H16V216H15ZM62 215H63V214H62ZM62 215H61V216H62ZM225 215H226V216H225ZM242 215H244V216H242ZM16 217L19 219L18 222L16 223L17 225L15 224V222H16V220H17ZM116 217H117V218H116ZM132 217H133V218H132ZM223 217L225 218V220H224ZM245 217H246V218H245ZM11 218H13V220H12ZM21 218H22V219H21ZM106 218H108V220H107ZM218 218H219V219H218ZM237 218H238V219H237ZM105 219H106L107 222H108V221H111V222H110L111 224H110V223L105 224V223H107V222L105 221ZM148 219H149V217H148ZM211 219H212V218H211ZM220 219H221V220H220ZM11 220H12V221H11ZM33 220H34V219H33ZM37 220H38V219H37ZM114 220L117 221V223H114V222H115ZM243 220H244V221H243ZM1 221H2V220H1ZM13 221H14V222H13ZM19 221H20V222H19ZM34 221H36V220H34ZM102 221H104V223H103ZM160 221H161V222H160ZM219 221H220V223H219ZM226 221H228V222H226ZM239 221H240V222H239ZM242 221H243L244 223H243ZM158 222H159V223H158ZM235 222H238V223L235 224ZM12 223H14V224H12ZM113 223H114V224H113ZM229 223H231V224H229ZM232 223H233V224H232ZM156 224H157V225L159 224V225H158L159 227H158ZM160 224H162V225H160ZM223 224H224V225H223ZM227 224H228V225H227ZM11 225H12V226H11ZM14 225H15V226H14ZM19 225H22V226H19ZM8 226H9V227H8ZM18 226H19V227H18ZM24 226H25L26 228H25ZM39 226H41V224H38V225H37V227H39ZM110 226H109V227H110ZM166 226H167V225H164V226H162V227L166 228ZM208 226H209L208 224L206 225V227L201 225V226H200V227H201L200 232H201V233L203 232V228L206 229V230H207V228L210 229V227H208ZM227 226H228V227H227ZM20 227H23L24 229L22 228V230H21ZM97 227H99V226H97ZM153 227H154V228H153ZM155 227H156V229H155ZM167 227H168V226H167ZM213 227H215V228H213ZM10 228H11L12 230L9 232V229H10ZM93 228H94V227H93ZM164 228H163V229H164ZM225 228H226V229H225ZM13 229H14V230H13ZM263 229H264V226L262 227V230L260 231V234H259V233H257V234H256V233H252V234L249 233V237L251 236L254 240L250 237L251 240H252L253 242H250V240H249V241H247L246 243H247L248 245H251V246L253 245V246H252V249H251V247L249 246V249H250V250H248L247 253H245V254L247 255V257L249 256L248 254H250V256H249L248 258H246V255H244V256H242V257H240V258L238 257V258H236V260H238V261H234L235 259H233L229 264H239V262H241V261H243V260H245V259H246V260H245L246 262H244V261H243V262L246 264L247 261L249 262V260H250V261L253 262V260H254L255 258H257V257H261V256L264 255V252L261 251V249L264 250V249H263L264 247L261 248V246L264 245V240H263V239H264V230H263ZM18 230L21 231V232H23V233L20 234L21 232H19V233L14 232V231H18ZM224 230H225V231H224ZM12 231H13L14 233H13ZM98 231H99V230H97V232H98ZM162 231H164V230H162ZM95 232H96V229H95ZM95 232H94V233H95ZM124 232H125V231H124ZM99 233H100V234H101V233L103 234L102 231H100ZM261 233H262L263 235H262ZM10 234L13 235V238L11 237L12 235H10ZM18 234L21 235L20 239H18V238H19L18 236H20V235H18ZM92 234H93V233H92ZM95 234H96V233H95ZM97 234H98V233H97ZM97 234L94 235V238H97V240H98V238H100V237H97ZM223 234H224V235H223ZM222 235H223V236H222ZM232 235H233V234H232ZM259 235H262V237L259 236ZM14 236H15V238L17 237V240L15 239L16 242L13 241V240H12V242H11V239H14ZM99 236H100V235H99ZM225 236H226V237H225ZM254 236L257 237V238H258V237H260V238L257 239V238H255ZM22 239H23V240H22ZM18 240H19V241L22 240V241L19 242ZM165 241H166V245H167V244H170L168 240H165ZM165 241L162 240L163 243L161 242V244H165ZM260 241H261V242H260ZM17 242H19V243H17ZM167 242H168V243H167ZM207 242H208V241H207ZM207 242H204V243H205V244H208ZM249 242H250V243H249ZM257 242H258V243H257ZM259 242H260V243H259ZM16 243L19 244V245L22 244V247H23V248L20 247L21 245L19 246V245H17ZM24 243H25V242H24ZM39 243H42V245L44 244V242H42L41 240L39 241ZM196 243H197V242H194V244H196ZM198 243H199V242H198ZM200 243H202V242H200ZM256 243H257L259 246H258V245L256 246ZM12 244H13V245H12ZM16 245H17V246H16ZM40 245H41V244H40ZM44 245H45V244H44ZM14 246H15V247H14ZM18 246H19V247H18ZM254 246H256V247H254ZM11 247H12V248H11ZM8 248H9V249H8ZM259 248H260V250H259V252H257ZM4 249H2L1 251L4 252ZM253 249H254L256 252H255ZM13 250H14V251H13ZM41 251L44 252L43 249H41ZM252 252H255V254L252 253ZM261 252H263V253H261ZM42 254H44V253H42ZM257 254H258V256H257ZM253 255H254L255 258L253 257ZM44 257H45V259H44ZM244 258H245V259H244ZM252 258H254V259H252ZM3 259H4V258H1L0 261H4ZM43 259H44L43 262H45V260H46V256H45V254L43 255ZM80 259H81V258H80ZM82 259H83V260H82ZM82 259H81L82 261H85V262H86V257L83 258V256H82ZM239 259H240V260H239ZM255 260H256V259H255ZM85 262H84V263H85ZM234 262H235V263H234ZM252 262H251V263H252ZM3 263L5 264L6 262L4 261V262H1L0 264H3ZM249 263H250V262H249ZM17 264H18V263H17Z\"/></svg>",
  "mask_w": 264,
  "mask_h": 264
},
{
  "label": "built area",
  "instance_id": "built-area-1",
  "mask_svg": "<svg viewBox=\"0 0 264 264\" xmlns=\"http://www.w3.org/2000/svg\"><path fill=\"white\" fill-rule=\"evenodd\" d=\"M23 199L26 201V202H29L31 200V196L28 195V194H23Z\"/></svg>",
  "mask_w": 264,
  "mask_h": 264
}]
</instances>
